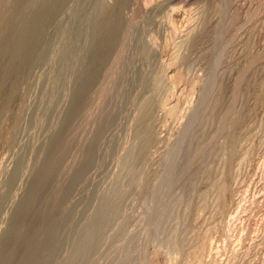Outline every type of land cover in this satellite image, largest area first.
I'll use <instances>...</instances> for the list:
<instances>
[{"label":"bare ground","instance_id":"obj_1","mask_svg":"<svg viewBox=\"0 0 264 264\" xmlns=\"http://www.w3.org/2000/svg\"><path fill=\"white\" fill-rule=\"evenodd\" d=\"M74 1H77V3H78V9L76 8V10L73 8V10H75V12L74 13H76L75 15L77 16V14H80L79 13V10H80V8H81V10H83L82 8H83V4L85 3L84 1L85 0H74ZM74 1H72V0H0V117L2 118V117H4L5 115L6 116H8L9 115V113H11V110H13V109H11V104L14 102V100L15 99H18L17 100V102L19 101V103L20 104H22V102H24V104H25V99H22L21 100V96L19 95V92H20V87L22 86V84H24L25 86L27 85L26 84V82L28 81V78H29V76L31 77V75H30V73L32 72V70H33V68L35 67V66H37V64L38 63H42V62H44V64L46 63V61L48 60V59H50V61H51V56H52V53H56V51H53L51 54H49V46H50V42L52 43V39L51 38H55V40L56 39H59V38H57L59 35H62V33H63V38H62V41H63V43L64 44H61V43H59V44H61V45H64V49H63V46H62V48L61 49H63V51H61V52H63L62 53V55H60L59 54V56H57L58 58L61 56V61H60V59L58 60L56 57H54L55 58V60L57 59L58 61V65H60L61 64V62H62V65H61V67L58 69V70H60V72L59 71H55V73H56V75H55V73H53V77H51V78H53V81L51 80V78L48 76L49 75V73L51 74V72L50 71H48V69H49V66H48V68H47V70L44 68V67H47V66H44L43 68L46 70V71H48L49 73H48V77L50 78L49 79V81H51V83L53 82V83H58V85L60 84L58 81H61L62 79H65V78H67V76H69L70 74H69V72H70V70H72V69H69V71L67 70L68 69V67H72L73 69H74V72H72V74H73V76L72 77H68V81H70L71 79H72V82H73V86H74V88H73V86L72 87H67L68 89H70L71 88V91L69 92V93H67L69 90L66 88V91L67 92H65V93H67L66 94V96L67 95H70V103L67 101V99H68V97H67V99H66V96H65V101H67L68 103H69V106L67 107L65 104L67 103H65V102H63V103H65L64 105H63V108L64 107H67V109H66V111H65V113H62L61 111V113L63 114H61L60 112L58 113V112H56L57 114L56 115H54V118L52 117V119L51 120H57V115H62V118H61V120L58 118V120L60 121V124H59V126H57L56 127V129H55V127L53 128V127H51L52 125H50V128L52 129H55V131L54 130H52L51 132H52V134L50 135V138H48L49 140L47 141V143H45L44 145H43V147L41 146L42 144H40V146L42 147L40 150H41V154H40V156H38V159L36 160V157H34L37 153H39V151L38 152H36V153H30L29 152V150H28V152L30 153V154H32V156H33V158H35V159H33L36 163H34V161H33V163L35 164H33L34 166H33V168L31 169V170H29V168L31 167V166H28V165H32L31 163H29L28 165H25V159H23V157H19L20 159L17 161V159H18V155L19 156H22V155H20V153H17L18 155L17 156H15V157H17V158H15L14 159V162L15 161H17L16 162V165L14 164V167H13V169H12V171L11 170H9V171H11L10 172V174L8 175L7 173H9V172H7L6 174H7V176H9L8 177V179H6V185H4L5 186V188L1 191L0 190V222H1V220H4V216H8V215H5L4 213H6V207L9 205L10 206V202H11V200L12 199H14L15 200V196H16V193L18 192V190H17V188L19 189V185H18V181L19 180H21V178L23 177V175H24V173H25V167H29V168H27V174H28V170L30 171V174H28V176H26V174H25V176L26 177H29L28 179H29V183H28V186L26 187V186H23V187H26V189H25V191L23 192V191H21L22 189H21V187H20V191H21V193L23 192V194L22 195H19L18 193H17V195H19V196H21L19 199H18V201L15 203V204H13V205H15L13 208H14V210L12 211V213H11V215L9 216L10 218L8 219V221H6L7 223L5 224V225H7V226H5L6 228L5 229H3L2 230V233H1V236H0V264H88V263H95V261H96V257L98 256L99 257V255H104L105 257H113L114 255H116L117 253H118V258H119V260L118 259H116V256H114L113 258H115L116 260H117V264H152V262H151V260H150V258H149V256H148V254L149 253H147L146 251H145V249L146 248H144V244L143 245H141L140 243H138V244H140L141 246H143L142 248H144V250L141 248V246L140 245H138L137 244V239L135 240L134 239V241L136 242V243H134L133 244V239H130L129 240V242H128V244L126 245V243L124 244V248H123V245H118L120 242H114L115 240H116V238L115 237H121V236H119L120 234H123V233H125L124 231H126L125 229L127 228V225H126V222H127V218L129 217L128 215V217L126 216V214H125V212H124V215L126 216V219L124 218V216L123 215H120V213H121V205H122V203H121V199L120 198H123L122 197V195H124L125 193H126V195H124V197L125 196H127L128 195V193L127 192H129L130 190H132L133 191V189H136V190H139L140 192H142V194H143V196L145 197L144 199L145 200H148V202H149V204L151 205V209L149 210V208H146V210L148 209L149 210V212H150V214L152 215L151 217H152V220L150 221L151 222V225L153 224V225H155V228L152 230V231H154V232H152V233H154L153 235H154V237L156 236H161V234H163L164 235V231L166 230V228H165V222H163V221H166V219H164V218H167V217H165V216H167L166 215V211L169 209L170 210V208H168V202H170L169 201V198H177V200H178V204L180 203L179 202V200H182L183 198H181V197H185V198H187V199H191L190 197L191 196H194L196 193H198L199 191H201L202 189L200 188L201 187V185H204L203 183H206V181H207V178H209L208 176L209 175H211V174H207V172H208V169L210 168L209 166H210V164H209V166H208V162H210L209 161V159H210V157L214 154V152H218V151H215V148H216V144L218 143L217 141V139H219V137H221L222 135V133L220 134V132H221V130L223 129V131H224V128H226V126H225V122H228V121H225V119H226V117L228 118V116H226L227 114H228V112L227 111H224V112H227V114L225 115L224 113H223V111H222V113L226 116H224V115H222V113H220L221 111L220 110H222V108L224 107V105H223V107L219 110L218 109V107H219V104H220V102L223 104L224 102H222V101H224L223 99L222 100H220L221 99V97L218 99V96L216 97L217 98V100H219V101H216L212 106L213 107H210L211 108V110H209V112H210V114H211V117H209V119L210 118H212L213 119V121H212V119H211V123H212V125H211V123H210V125L212 126L211 127V129H210V127H209V130H202V129H199L198 128V126L196 127V125L195 124H197V123H199L200 121H202L201 119L204 117V112L205 111H207V109H208V107H209V105H210V103H208L207 104V100L209 99V97H211L210 96V94H212V91L214 92V90H215V86H216V82H217V80H216V75H215V69L214 68H216L215 67V64L218 62V60L222 57V54H223V51L224 50H222L221 51V49H220V47H218L217 49V51H215L214 49H213V64L211 63V65L209 66V67H212L211 68V72H210V75H209V77H208V73L206 74L207 76V80H206V82L205 83H203V88H202V90L200 91L201 92V96H199L200 98H199V101L196 103V104H193L192 106L194 107V108H192L193 110L191 111V112H189V109L187 108L184 112H182V115H181V119H180V124H179V128H178V136L176 137V140H175V142H174V140H170V139H172V138H170V139H168V137L166 136L167 134H169V130L168 129H166V130H168L167 132L168 133H166L164 136H165V139L167 138L168 140H170V143L169 144H171L170 145V147L169 146H167V147H165L164 146V148H166L167 149V152H166V154L164 153L165 151H162L164 154H165V156H163V154L161 153V156H163V157H161L162 158V163H161V169H158V164L156 165V169H158V171H156V169H153V170H155V173H154V175H152V173L151 172H149V171H147V173L144 171V167H145V163H147L148 164V161L150 160L149 158H150V156H153V155H155V154H153L152 155V151L154 152L155 150H153V148H152V146H155L156 144H158V145H162L163 143H160V141L162 142V141H164L165 139H164V137L163 136H161V135H163V134H159V132L161 131L160 129H159V132H158V127H160V126H157L156 125V122L155 121H157L159 118L158 117H156L157 119L154 121L155 122V125L157 126V127H155V126H153V118H155V115H156V113L158 112V111H156V110H162V112H164L163 111V109L164 110H168L169 111V109H171L170 108V106H168L169 108H167V106L165 105L167 102H169L170 101V99L168 98V96L166 97V93L168 94V91H167V88L168 87H170L171 85H172V81H170V76H167V73H168V71H167V68H169V66L168 67H166L164 64V61L162 60V58L160 59V57L158 58V50L157 49H159L160 47L159 46H157V48H155L154 47V45H153V42L151 43V40L149 39V37H148V35H147V37L145 36H143L144 34H142V31L144 32V31H146V30H142V31H139V32H141V34L140 35H137L138 34V32H136V35H134L135 34V32H133V31H136V30H134L135 28H133V31H132V26L135 24V23H132V20H131V17L130 16H128L127 15V12L126 11H128V9H130V8H128V5H129V1L128 0H113V2H112V0H111V2L110 1H108V0H92L91 1V3L92 4H94L92 7H91V9H93L92 10V12H91V10H90V14L88 13V16L86 15V17L88 18H90V25L88 26V29H87V31H85V33L83 34L82 33V35L81 34H79V37L78 38H75V37H73V36H71V31H70V28L67 30V32H68V34H67V32H66V30L64 31V28H66V27H68L69 25L66 23V25H68V26H66V27H64L63 28V30H62V28H60L61 30H60V32H58L59 34H58V36L57 37H55V35L53 36V37H51V34H50V30H52V29H50L52 26H54L55 24L56 25H58L57 23L59 22V17H60V15L64 12V10L66 9V7L68 6V4L71 2H74ZM86 1H88V0H86ZM90 1V0H89ZM224 1V0H223ZM222 1V2H223ZM175 2V1H174ZM177 2V1H176ZM186 2V1H185ZM234 2V1H233ZM70 3V4H71ZM75 3V2H74ZM73 3V4H74ZM166 3H167V1H166ZM189 3V2H188ZM86 4V3H85ZM133 4V3H132ZM169 4V3H168ZM167 4V5H168ZM176 4V3H175ZM179 4V3H178ZM185 4V3H184ZM229 4V3H228ZM75 5H76V3H75ZM90 5V4H89ZM166 5V4H165ZM164 5V6H165ZM172 5H174V4H172ZM171 5V6H172ZM187 5V4H186ZM217 5V4H216ZM223 5V4H222ZM74 5H72V6H68L69 8H71V7H73ZM130 6V5H129ZM169 6V5H168ZM206 6V5H205ZM219 6H220V4H219ZM219 6H217L218 8H220ZM224 6V5H223ZM225 6H226V4H225ZM224 6V7H225ZM75 7V6H74ZM86 7V6H85ZM173 7V9L175 8L174 6H172ZM181 7V6H180ZM213 7V6H212ZM221 8V10H223V11H220V12H224V9L225 8ZM126 8H128V9H126ZM134 8V7H133ZM163 8V7H162ZM165 8L167 9V7L165 6ZM170 8V7H169ZM89 9V8H88ZM87 8H86V10H88ZM142 9H144V8H142ZM164 9V8H163ZM162 9V10H163ZM171 9L172 8H170V11H171ZM227 9H229V8H227ZM68 10V9H67ZM72 10V9H71ZM71 10H70V12H71ZM78 10V13L76 12ZM85 9L83 10V11H86ZM137 10V9H136ZM139 10H141V9H139ZM165 10V9H164ZM169 10V9H168ZM168 10H167V12H168ZM213 10V9H212ZM69 11V10H68ZM67 11V12H68ZM86 12H89V11H86ZM129 12V11H128ZM131 12V11H130ZM152 12V11H151ZM173 12V11H172ZM175 12V11H174ZM217 12H219L218 10H217ZM219 12V13H220ZM65 13H66V11H65ZM63 14L62 15V17L63 16H67V14ZM218 13V14H219ZM155 14V13H154ZM205 14H206V12H205ZM217 14V13H216ZM228 14V13H227ZM70 14H68V16H69ZM74 15V14H73ZM75 15H74V17L72 16V18H76L75 17ZM81 15V14H80ZM83 15V14H82ZM85 15V14H84ZM83 15V16H84ZM129 15H130V13H129ZM201 15V14H200ZM71 16V15H70ZM135 16H136V14H135ZM222 16H223V13H222ZM78 17V16H77ZM204 17V16H203ZM79 18V17H78ZM83 18H85V16L84 17H82V19ZM86 18V19H87ZM88 18V19H89ZM135 18V17H134ZM61 19H63V18H60V20ZM82 19L80 18V22L78 21V20H76V22L78 21V23H84V22H82ZM154 19V18H153ZM153 19H151L152 21H153ZM158 19V18H157ZM156 19V20H157ZM205 19V18H204ZM203 19V20H204ZM69 20V19H68ZM73 20V19H72ZM71 20V21H72ZM74 20V21H75ZM85 20V19H84ZM137 20V19H136ZM142 20V19H141ZM155 20V19H154ZM86 21V20H85ZM89 21V20H88ZM149 21V20H148ZM159 21V20H158ZM168 21V20H167ZM206 21L208 22V21H210V20H207L206 19ZM61 22V21H60ZM63 22V25H64V23H65V21H62ZM66 22H68V21H66ZM134 22V21H133ZM138 22V21H137ZM140 22H142L143 23V21H140ZM161 22V21H160ZM170 22V21H169ZM203 22V21H202ZM69 23H70V21H69ZM73 23V22H72ZM75 23V22H74ZM86 23L87 22H85V25H86ZM141 23V26L142 25H144V24H142ZM156 23V22H155ZM171 23V22H170ZM206 23V22H205ZM204 23V24H205ZM166 24V23H165ZM172 24H173V22H172ZM203 24V25H204ZM208 23H206V25H207ZM55 25V26H56ZM61 25V24H60ZM72 25V24H71ZM73 25H75V24H73ZM79 24H77V26H78ZM83 25L84 24H82V26H81V24H80V26L83 28ZM137 25V24H136ZM155 25V24H154ZM192 25V24H191ZM65 26V25H64ZM139 26V25H138ZM168 26V25H167ZM170 26V25H169ZM174 26V25H173ZM173 26H171V27H173ZM177 26V25H176ZM194 26V25H193ZM199 26H202V25H199ZM199 26H197V28H201V27H199ZM205 26V25H204ZM57 27V26H56ZM62 27V26H61ZM135 27H137V26H135ZM164 27V26H163ZM166 27V26H165ZM170 27V28H171ZM195 27V26H194ZM194 27H191V28H193L192 30L194 31L193 33H195L196 31H195V29H194ZM206 27V26H205ZM55 28V27H54ZM53 28V29H54ZM73 28H74V31H75V29L77 30V28H76V26L74 27L73 26ZM72 27H71V30L73 29ZM139 29H140V27H138ZM142 28V27H141ZM143 28H144V26H143ZM170 28H167V29H170ZM191 28H190V31H191ZM219 28H221V27H219ZM58 28H56L55 30H57ZM146 29V28H145ZM202 29V28H201ZM205 28L203 27V30H204ZM208 29V28H207ZM59 30V29H58ZM57 30V31H58ZM81 30V29H80ZM77 30L78 31V33H81V31H83L84 32V30H85V28L83 29V30ZM157 30V29H156ZM172 30H175V27H174V29H172ZM198 30V29H197ZM209 30V29H208ZM64 31V32H63ZM80 31V32H79ZM138 31V30H137ZM188 31V30H187ZM186 31V33H188V34H190L189 32H187ZM199 31H200V29H199ZM218 31H219V29H218ZM221 31H222V29H221ZM73 32V31H72ZM192 32V31H191ZM198 32V31H197ZM56 33V32H55ZM54 32H53V34H55ZM77 33V32H76ZM75 33V34H76ZM77 33V34H78ZM148 33V32H147ZM146 33V34H147ZM185 33V34H186ZM200 33V32H199ZM198 33V34H199ZM207 33V32H206ZM219 33V32H218ZM217 33V34H218ZM187 34V35H188ZM204 34V33H203ZM73 35H74V33H73ZM81 35V36H80ZM168 35V34H167ZM186 35V36H187ZM191 35H192V33H191ZM191 35H188L189 37L191 36ZM197 35V34H196ZM200 35H201V33H200ZM216 35V34H215ZM219 35V34H218ZM207 36V35H206ZM73 37V40H71V38ZM77 37V36H76ZM166 37V36H165ZM171 37V36H170ZM185 37V36H184ZM183 37V38H184ZM189 37H187V41L189 40L188 38ZM192 37V36H191ZM196 36H194V39H197V38H195ZM198 37H201V36H199L198 35ZM213 37H214V35H213ZM215 38V37H214ZM80 39H82V42L84 41L85 42V48L83 47V45H79V46H82L84 49H86L85 50V52L83 51V52H80V49H83V48H80L77 44L78 43H80L79 42V40ZM185 40H186V37L184 38ZM199 39V38H198ZM205 39V38H204ZM216 39H218V36L216 37ZM54 40V41H55ZM60 40V39H59ZM53 41V43H55L54 45H56V43H57V41L58 40H56L55 42ZM62 41H60V42H62ZM81 41V40H80ZM182 41H183V39H182ZM186 41V42H187ZM193 41H196V40H193ZM192 41V42H193ZM218 41H220V39H218ZM81 42V43H82ZM83 42V43H84ZM189 43L191 42V41H188ZM202 42H204L203 40H202ZM207 42V41H206ZM180 43V42H179ZM182 44L184 43V41L183 42H181ZM188 43V44H189ZM216 43H217V41H216ZM220 43V42H219ZM130 44V47L129 48H131V46H135V48H136V55H139V54H137V50L139 51L138 53H140V55H142L141 57H140V59L143 61V56H144V58H146L148 61L146 62V61H144L145 63H148L149 62V67H150V63L152 64L154 61H157V65L155 66V63H153V67L151 68L152 69V71L150 70L149 72H146V70L145 69H143L147 64H145V66H144V63H142L141 61V63L143 64V68H140V71H139V69H138V75L135 73V70H137V69H135L134 70V73H135V79L136 80H131V81H134L135 83H134V86L136 85V86H138L137 87V90H134V91H136V93H135V95H133V96H130V95H132L133 94V92L131 93V94H129L128 93V91L129 90H132L131 88L128 90V91H126V90H124L125 88H123V87H121L122 85H121V83H120V87L121 88H119V87H117V88H119V89H121L122 90V88H123V90L124 91H120V90H118L120 93H118V95L119 94H121L122 96V98H123V96L124 97H127V96H129V97H131V100L134 102V105L136 104L137 105V112H135V113H137L136 114V116H135V121L134 122H131L130 121V123H137V127L138 128H140V129H143V131L141 132V134H142V136L140 137L142 140H141V142L140 143H138V145H137V143L136 144H134V146L133 145H131L132 144V141L133 140H135V139H133L132 140V138L130 137V139L132 140V141H130L131 142V146H133L134 148H132V147H130L129 145V148H128V146H127V148H128V150L130 151V154H129V152H128V154H129V156H127L126 154H127V152L126 151H128V150H126V146L125 145H127V144H125L124 145V147H123V143H124V141L122 140L125 136L124 135H122V136H124V137H122V139L121 140H119V139H117L116 137H114L116 140H119V141H123V143H121V142H117L116 140V142L117 143H119V148H121L122 149V147H123V149L125 148V152H126V158H128L129 159V157H130V160H131V165L132 166H134V167H131V166H129V167H131V168H135L136 167V171H137V168H139L140 167V172H139V175H133L132 176V178H130L131 179V181L130 180H128V182H130V185L127 187V185L129 184H127L125 187H127L126 189H123V188H116L117 190H116V196H110V195H107V194H102V195H100L99 196V193H100V191L98 192V195H97V197H99V201H98V204L96 203V205H97V208L95 209V211H94V213L93 214H91L90 213V215H88L87 214V212H89L88 210H90V208H94L93 206L92 207H88L89 209L87 210V212H85L86 213V215H85V213H84V210H83V213H84V215L83 214H81L82 213V211H79L78 209H79V207H77V205L79 206V204L78 203H80V202H78L77 201V199H76V201L78 202H76L77 203V205H76V203H75V200L73 199L74 197H75V195L76 194H74V193H77L78 191H76V190H79L80 189V191H82L81 189H84V188H81L82 187V184L81 183H84V182H86L87 180L89 181V177H88V172H89V170L92 168V167H94L93 166V164L95 163V159L98 161V159L97 158H95L96 157V154H97V150H101V149H99V146H98V142H100V141H102V140H100V137L102 136V138H104L103 137V135L105 136V134H103V132H104V130H106V128L107 127H109V125H111L110 124V122L113 120L112 118H113V115H117V113L116 114H114V108L116 107H114L113 108V110L114 111H110V113H108V111H107V108L108 107H106L105 109H106V111H107V113L108 114H106V112L104 111L105 109L103 108V106H109V105H104V104H100V105H103V106H101L102 107V109H100V110H102V112H105V116H104V113H102L103 115L101 116L102 118L98 121V117L97 116H95V119H96V117L98 118L97 120H96V122L98 121L99 122V125H98V128L97 129H95V132L93 133L92 132V134H90V136L88 135H82L81 134V136H87L88 137V139L84 142L83 140V142L84 143H81V140L80 139H83V138H80L79 136V129H81L80 127H82L83 125L82 124H84L83 122H85V120L88 118V117H90V110H91V108H92V105H93V103L95 102V103H97L96 101H97V99L98 100H100L101 101V98H99V97H101L103 94H105V93H109L110 92V95H112L111 94V91H112V88H114V87H116V86H118V82L120 81V80H118V82L114 79V77H112V74H114V69H115V65H116V68H117V64L120 62L121 64H122V66H121V64L119 63L118 65H120L122 68L121 69H123V70H121L120 71V73H122L123 74V72L125 73V75L127 76L128 75V72H127V70L129 69L130 70V68L131 67H133L134 65H133V63L135 64L136 62H137V65H138V61L136 60V62H134V60H133V57H135V55L132 57V55H130L131 54V52L132 51H130L129 53V55H128V53H126V56H125V54H124V56L125 57H122L121 55H123V53H122V50H124V47L125 46H127V45H129ZM155 44V43H154ZM185 44V43H184ZM184 44H183V46H184ZM192 44V43H191ZM53 45V44H52ZM53 45V46H54ZM58 45V44H57ZM57 45L56 46H54L55 48H57ZM76 45L80 48H78V47H76ZM155 45H158V44H155ZM181 45V44H180ZM196 46H197V44H195ZM194 45V46H195ZM200 45V44H199ZM216 45V44H215ZM58 46H60V45H58ZM189 46V45H188ZM191 46H193V44L191 45ZM191 46H189V47H185L186 48V50H189V49H187V48H190ZM193 46V47H194ZM217 46V45H216ZM219 46V45H218ZM51 47V46H50ZM53 47V48H54ZM182 48V46H179V48ZM201 47V46H200ZM209 47V46H208ZM52 48V47H51ZM55 48L53 49V50H55ZM125 48H127V47H125ZM128 48V49H129ZM134 48V49H135ZM176 48V47H175ZM195 48V47H194ZM194 48H192V49H194ZM216 48V47H215ZM61 49H59L58 48V50H61ZM79 49V50H78ZM83 49V50H84ZM131 49H133V47L131 48ZM191 49V50H192ZM51 50V49H50ZM179 50V49H178ZM186 50H184V51H186ZM125 51L126 50H124V53H125ZM163 51V50H162ZM177 50L175 49V52H176ZM194 51V50H193ZM60 52V53H61ZM189 52H190V50H189ZM189 52L187 53H184V54H186L185 56H183L182 54H180L181 56H183V59H186V56L189 54ZM196 52H197V50H196ZM204 52H206V51H204ZM225 52V51H224ZM253 52V51H252ZM251 52V53H252ZM58 53V52H57ZM132 53H134V52H132ZM190 53H192V52H190ZM202 53V52H201ZM161 54V53H160ZM176 54V57L178 56V57H180L181 58V56L178 54V53H175ZM175 54L174 53H172V55H174V56H172V55H170V56H172V57H174L173 59H177V58H175ZM194 54V53H193ZM207 54V53H206ZM258 54V53H257ZM51 55V56H50ZM55 55V54H54ZM152 55H154V56H152ZM163 55V54H162ZM161 55V56H162ZM190 55V54H189ZM204 55V54H203ZM211 55V54H210ZM224 55V54H223ZM50 56V57H49ZM160 56V55H159ZM205 56V55H204ZM138 57V56H137ZM152 57H155V59L156 60H154V58H152ZM190 57V56H189ZM189 57H187V58H189ZM199 57V56H198ZM201 57H202V55H201ZM211 57H212V55H211ZM211 57L209 58V59H211ZM54 58H53V60H54ZM180 58H179V61H181L180 60ZM194 58V57H193ZM192 58V59H193ZM223 58V57H222ZM135 59H136V57H135ZM138 59V58H137ZM166 59V58H165ZM170 59H171V57H170ZM182 59V58H181ZM183 59H182V62H183ZM161 60L163 61V62H161ZM172 60V59H171ZM197 60V59H196ZM212 60V59H211ZM224 60V59H223ZM222 60V61H223ZM49 61V62H50ZM119 61V62H118ZM153 61V62H152ZM168 61H170V60H168ZM174 61H175V63H177L176 62V60H173L172 62L174 63ZM187 61H195V59L194 60H191V59H188V60H185V62L184 63H186ZM48 62V63H49ZM54 62V61H53ZM56 62V61H55ZM56 62V63H57ZM118 62V63H117ZM140 62H139V64H140ZM255 62V61H254ZM56 63H54L55 65V67H58V65H56ZM60 63V64H59ZM164 63V64H163ZM168 63H171V62H168ZM191 63V62H190ZM208 63V62H207ZM222 63V62H221ZM47 64V63H46ZM45 64V65H46ZM50 64H52V66H53V63H52V61H51V63ZM50 64H48V65H50ZM177 64H181L180 62L179 63H177ZM183 64V63H182ZM193 64V63H192ZM246 64V63H245ZM170 65V64H169ZM172 65V64H171ZM174 65V64H173ZM184 65V67H185V65L186 64H183ZM182 65V66H183ZM190 66H191V64H189ZM194 65H195V63H194ZM216 65H218V63L216 64ZM51 66V65H50ZM53 66V67H54ZM140 66V65H139ZM142 66V65H141ZM140 66V67H141ZM186 66H188V65H186ZM54 67V68H55ZM136 67V66H135ZM149 67H147L148 69H149ZM172 67V66H171ZM183 67V68H184ZM194 67V66H193ZM192 67V68H193ZM205 67V66H204ZM203 67V68H204ZM242 67V66H241ZM137 68H139L138 66H137ZM146 68V69H147ZM179 68H180V66H179ZM188 68H189V66H188ZM55 69H57V68H55ZM55 69H53V70H55ZM132 69V71H130V72H133V69L134 68H131ZM197 69V68H196ZM210 69V68H209ZM209 69H208V72H209ZM44 70V71H45ZM50 70H52V68H50ZM64 70L66 71L67 70V72H68V75L66 76V77H64L63 78V76H65V75H63L64 73H66V72H64ZM117 71H118V68L116 69ZM119 70H120V68H119ZM180 70H182V69H179V72H180ZM185 70V69H184ZM187 70V69H186ZM219 70V69H218ZM229 70V69H228ZM263 70V69H262ZM43 71V72H44ZM195 71V70H194ZM193 71V72H194ZM206 71V70H205ZM57 72L59 73V74H57ZM64 72V73H63ZM126 72H127V74H126ZM196 72H197V70L195 71V74H196ZM63 73V74H62ZM191 73V72H190ZM217 73V72H216ZM223 73H225V72H223ZM35 74H36V72H35ZM42 74H44V73H42ZM62 74V75H61ZM118 74H119V72H118ZM121 74V75H122ZM169 74V73H168ZM185 74V73H184ZM200 74V73H199ZM222 74V73H221ZM237 74V73H236ZM246 74V73H245ZM260 74V73H259ZM258 74V75H259ZM33 75H34V73H33ZM45 75H46V73H45ZM44 75V76H45ZM124 75V76H125ZM132 74H129V77L131 76ZM134 75V74H133ZM136 75L138 76V77H136ZM198 75V74H197ZM256 75V74H255ZM45 77V80H48L47 78L48 77ZM51 76V75H50ZM114 76H116V74H114ZM117 76H119V75H117ZM116 76V77H117ZM124 76H119L120 77V79H122ZM180 76L181 77H183V74H179V79H180ZM192 76V75H191ZM236 76V75H235ZM240 76V75H239ZM41 77V76H40ZM61 77H62V79H61ZM109 77H112L114 80H112V81H114V82H112L111 81V83H109V84H112V87L111 86H107V80L108 79H110ZM122 77V78H121ZM129 77L127 76V78L129 79ZM132 77V76H131ZM241 77V76H240ZM42 78L43 77H41V82H42ZM111 78V79H112ZM134 78V77H133ZM238 78V77H237ZM30 79V78H29ZM110 79V80H111ZM124 79V78H123ZM127 79V80H128ZM131 79V78H130ZM220 79H222V78H220ZM242 79V78H241ZM45 80H43L44 82H45ZM109 80V81H110ZM177 80V79H176ZM33 81V80H32ZM37 81H39V78H38V80ZM68 81H66V82H68ZM125 81V80H124ZM186 81V80H185ZM204 81H205V79H204ZM223 81V80H222ZM235 81V80H234ZM239 81V80H238ZM255 81V80H254ZM30 83H31V81H29ZM44 82H42V83H44ZM62 82H63V80H62ZM61 82V83H62ZM65 82V81H64ZM121 82H122V80H121ZM126 82H128V81H126ZM130 82V81H129ZM128 82V83H129ZM194 82V81H193ZM227 82V81H226ZM233 82V81H232ZM241 82V81H240ZM259 82V81H258ZM48 83V84H47ZM51 83H49L48 81H46V83L45 84H47V85H50ZM123 83V82H122ZM127 83V84H128ZM175 83H177V81L176 82H174V84ZM187 83V82H186ZM190 83V82H189ZM239 83V82H238ZM71 84V83H70ZM129 84H131V83H129ZM128 84V85H129ZM202 84V83H201ZM29 85V84H28ZM37 85V84H36ZM44 85V84H43ZM53 85V84H52ZM58 85H56V86H58ZM62 85V84H61ZM64 85H68V84H63V86ZM72 85V84H71ZM127 85V86H128ZM196 85V84H195ZM232 85H233V83H232ZM30 87H32L31 85H29ZM29 86H26V88L27 87H29ZM34 86H35V83H34ZM39 86V88H40V85H38ZM55 86V87H56ZM63 86H61V87H63ZM125 86V85H124ZM126 86V87H127ZM132 86V85H131ZM133 86V87H134ZM135 86V87H136ZM175 86L177 87L178 85H176L175 84ZM174 86V87H175ZM227 86V85H226ZM236 86V85H235ZM240 86V85H239ZM36 87V86H35ZM51 88L53 87V86H50ZM60 86H58L57 87V91H58V88H59ZM129 87V86H128ZM127 87V88H128ZM172 87V86H171ZM174 87H173V90H171V88H170V93L169 94H171V92H172V94H173V91H174ZM176 87H175V89H176ZM222 87V86H221ZM229 87V86H228ZM228 87L226 88V90L228 89ZM233 87V86H232ZM231 87V88H232ZM34 88V87H33ZM36 88H38V87H36ZM43 88H46V85H45V87H42V89ZM47 88H49V86L47 87ZM46 88V89H47ZM51 88H49V90H48V93H50L49 91L51 90ZM64 88V87H63ZM63 88H61V90L63 89ZM126 88V89H127ZM218 88V87H217ZM230 88V89H231ZM245 88H247V87H245ZM23 89V88H22ZM29 89V88H28ZM42 89L40 88V89H38L39 90V92H40V90L42 91ZM72 89H73V91H72ZM116 89V88H115ZM115 89H113V91L115 90ZM165 89H166V91L167 92H165ZM214 89V90H213ZM222 89V88H221ZM37 89H35L34 90V92H35V94L37 95V91H36ZM54 90V88H52V90L51 91H53ZM56 90V89H55ZM60 90V88H59V93L57 92V91H55V95H56V98L58 97V95L56 94V92L58 93V94H62L61 96H63L64 97V89L62 90L63 91V93L62 92H60L61 91ZM117 90V89H116ZM177 90V89H176ZM192 90H194V86H193V89ZM225 90V89H224ZM232 90V89H231ZM249 90V89H248ZM22 91V90H21ZM29 91V90H28ZM31 91V90H30ZM29 91V92H30ZM44 91V90H43ZM117 91V92H118ZM148 91V92H147ZM216 91V90H215ZM219 91H220V89H219ZM230 91V90H229ZM235 91V90H234ZM237 91V90H236ZM25 92H27V89H26V91H24L23 92V94L21 93V95H23V97H24V93ZM29 92H27V93H29ZM34 92L32 93V94H34ZM45 92V91H44ZM43 92V93H44ZM117 92H116V95H117ZM193 92L194 91H192V93H190L189 95H192L193 94ZM221 92V91H220ZM226 92V91H225ZM42 93V92H41ZM41 93H38V95H37V97L40 95L41 96ZM46 93H47V91H46ZM112 93H114V92H112ZM216 93V92H215ZM257 93V92H256ZM32 94H30L31 96H33ZM35 94H34V96H35ZM51 95L53 94V93H50ZM168 94V95H169ZM188 94V93H187ZM214 94V93H213ZM224 94V93H223ZM226 94V93H225ZM260 94V93H259ZM19 95V96H18ZM26 95V94H25ZM29 94H27V96H28ZM43 95H45V93L43 94ZM41 96V97H43L42 99H44V97L45 96ZM54 95V94H53ZM59 95V96H60ZM188 95V96H189ZM218 95H219V93H218ZM231 95V94H230ZM234 95V94H233ZM255 95H257V94H255ZM255 95H254V97H255ZM33 96V98H35ZM46 96L48 97L49 96V98H50V95H48V94H46ZM60 96V97H61ZM108 96H109V94H108ZM112 96H115V95H112ZM111 96V98H113L114 100H115V98L114 97H112ZM171 96V95H170ZM173 96V95H172ZM171 96V97H172ZM195 95H193V97H194ZM214 96V95H213ZM212 96V97H213ZM239 96V95H238ZM41 97H40V99H41ZM46 97V98H47ZM63 97L61 98V99H63ZM105 97H106V95H105ZM118 97V96H117ZM116 97V98H117ZM120 97V96H119ZM119 97H118V99H119ZM120 97V98H121ZM128 97V98H129ZM193 97H192V99H193ZM223 97V96H222ZM121 98V99H122ZM167 98V99H166ZM174 98V97H173ZM187 98H189V97H187ZM227 98V97H226ZM225 98V99H226ZM259 98V97H258ZM28 99H30L29 97H28ZM28 99L26 100V101H28ZM53 99H55V98H53ZM60 99V98H59ZM109 99V98H108ZM125 99V98H124ZM168 99H169V101H168ZM183 99V98H182ZM191 99V98H190ZM211 99V98H210ZM233 99H234V97H233ZM232 99V100H233ZM257 99V98H256ZM32 100H34V99H30L29 101L31 102ZM45 100V99H44ZM47 100H48V98H47ZM47 100H45V101H47ZM50 100H52V96H51V98H50ZM63 100V101H64ZM107 100V99H106ZM105 100V101H106ZM113 100V101H114ZM120 100V99H119ZM119 100H117V101H119ZM127 100V99H126ZM130 100V99H129ZM167 100V102H165ZM176 100V99H175ZM211 100H213V99H211ZM211 100H210V102H211ZM232 100H230V101H232ZM38 101H39V99H38ZM43 101V100H42ZM44 101V102H45ZM57 101V103H58V100H56ZM55 101V102H56ZM100 101L98 102V103H100ZM111 101V100H110ZM116 101V102H117ZM121 101H123V99L121 100ZM174 101V100H173ZM238 101V100H237ZM253 101V100H252ZM261 101V100H260ZM41 102V101H40ZM43 102V103H44ZM47 102H49V101H47ZM52 102H54V100L52 101ZM51 102V103H52ZM60 102H62V101H60ZM59 102V103H60ZM129 102V101H128ZM176 102V101H175ZM179 101H177V103H178ZM186 102V101H185ZM226 102V101H225ZM18 103V104H19ZM34 103H35V101H34ZM42 103V104H43ZM67 103V104H68ZM94 103V104H95ZM103 103H105V102H103ZM108 103V102H107ZM113 104L115 103V102H112ZM122 103V102H121ZM121 103L120 104H118V103H115L117 106L118 105H121ZM123 103L124 104H126V105H128L129 103H125L124 101H123ZM123 103H122V107H123ZM132 103V102H131ZM170 103V102H169ZM213 103V102H212ZM26 104H27V102H26ZM30 104V103H29ZM31 104H32V102H31ZM46 104V103H45ZM45 104H44V106H45ZM50 106H52L53 107V103H52V105L50 104V103H48ZM55 104V106H57L58 107V104H56V103H54ZM106 104V103H105ZM108 104H110V103H108ZM114 104V105H115ZM133 104V103H132ZM132 104H129L128 106H130V107H132ZM227 104V103H226ZM249 104V103H248ZM15 105V104H14ZM17 105V104H16ZM15 105V106H16ZM34 105V104H33ZM32 105V106H33ZM35 105H37V103L35 104ZM40 105H41V103L39 104V107H37V108H40ZM49 105H47L48 107H49ZM60 105V107L62 108V104H59ZM96 105V104H95ZM113 105V106H114ZM125 105V106H126ZM133 105V106H134ZM230 105V104H229ZM234 105H235V103H234ZM22 106V105H21ZM20 106V107H21ZM24 106H26V105H24ZM29 107H30V105H28ZM27 106V107H28ZM31 106V107H32ZM42 106V105H41ZM46 106V107H47ZM112 106V105H111ZM110 106V107H111ZM112 106V107H113ZM127 106V107H128ZM178 106H179V104H177V107H176V109H178ZM232 106V105H231ZM236 106V105H235ZM255 106V105H254ZM26 107V108H27ZM35 107V106H34ZM34 107L32 108V110H34ZM47 107V108H48ZM93 107H95V106H93ZM97 107V106H96ZM100 107V106H99ZM111 107V108H112ZM129 107V108H130ZM183 107V106H182ZM226 107V106H225ZM25 108V107H24ZM41 108H43V107H41ZM40 108V109H41ZM54 108V107H53ZM53 108H51V109H53ZM56 108V107H55ZM63 108H62V110H63ZM128 108V109H129ZM133 108V107H132ZM135 108V107H134ZM133 108V109H134ZM231 108H233V106L231 107ZM230 108V109H231ZM18 109H19V107H18ZM29 109H31V108H28V110ZM58 109V108H57ZM56 109V110H57ZM60 109V108H59ZM65 109V108H64ZM93 109V108H92ZM104 109V110H103ZM229 109V110H230ZM242 109V108H241ZM23 111V106L21 107V109H20V111ZM28 110H26L25 109V111H28ZM32 110H31V112H32ZM37 110V109H36ZM36 110L34 111L35 112V114H37L38 113V118L40 117V115L39 114H41L40 112H42V110H44V108L40 111L39 109H38V111H37V113H36ZM49 110H50V107H49ZM56 110H54L53 109V111H56ZM95 110H98L97 108L95 109ZM108 110H109V108H108ZM116 110H118L117 108H116ZM121 110L123 111V109L121 108ZM121 110H119V111H121ZM125 110V109H124ZM131 110V109H130ZM130 110H129V112H130ZM172 110V109H171ZM224 110H225V108H224ZM235 110V109H234ZM240 110V109H239ZM16 112L14 113V111H12L13 112V117H14V119H13V122L14 123H11V125H13L14 127L12 128V130H10V128H9V131H8V134H7V131L4 133V136L7 138V140H8V142L7 143H11L12 141H13V139H14V137H15V132L17 131V130H19V125L17 126V123H19L20 124V121H21V117H23L22 115H21V117H19V114H20V112L18 113V111L17 110H15ZM40 111V112H39ZM45 111H47L48 112V110L46 109ZM44 111V115L43 116H46L47 117V115H46V113L47 112H45ZM51 111L52 110H50V113H51ZM93 111V110H92ZM126 111H127V108H126ZM126 111H125V113H123L124 114V116H128L127 114H129V113H127L126 114ZM231 111V110H230ZM248 111V110H247ZM260 111V110H259ZM93 112H95V111H93ZM92 112V113H93ZM97 112L98 111H96V115H98V114H100L99 112H98V114H97ZM162 112L160 113V114H158V115H161L162 114ZM171 112V111H170ZM174 112V111H173ZM27 113V112H26ZM25 113V114H26ZM132 114H131V117H132V115H133V113L134 112H131ZM167 114L169 113V112H166ZM165 112H164V116L166 117V114ZM230 113V112H229ZM242 113V112H241ZM250 113V112H249ZM21 114H22V112H21ZM30 115L32 114V113H29ZM29 114H26V115H29ZM95 114V113H94ZM120 114V113H119ZM209 114V115H210ZM236 114V113H235ZM11 115H12V113H11ZM29 115V116H30ZM59 115V116H60ZM121 115H122V113H121ZM130 115V114H129ZM162 115V116H163ZM175 115H177V112H176V110H175ZM243 115V114H242ZM5 116V117H6ZM10 116V115H9ZM33 116H34V113H33ZM33 116H32V118H33ZM36 116V115H35ZM49 116V115H48ZM57 116V117H56ZM94 116L92 115V117H93V119H94ZM99 116V117H100ZM161 116V117H162ZM163 116V117H164ZM169 116H170V113H169ZM208 115H206V117H207ZM233 116V115H232ZM18 117H19V119H20V121L18 122L17 120H18ZM56 117V118H55ZM117 117V116H116ZM130 117V118H131ZM162 117V120L161 121H163V118ZM174 117H176V116H174ZM225 117V118H224ZM244 117H245V115H244ZM1 118H0V130H2V128H1V126H3L2 125V120H1ZM28 118V117H27ZM45 118V117H44ZM121 118V117H120ZM125 118V117H124ZM167 118V117H166ZM208 118V117H207ZM241 118V117H240ZM3 119V118H2ZM23 119H25L24 117H23ZM22 119V120H23ZM35 119H37V117L36 118H34V120ZM40 119H43L42 118V116L40 117ZM40 119H38L39 121H40ZM47 119V118H46ZM49 119V118H48ZM47 119V120H48ZM116 119V118H115ZM126 119V118H125ZM125 119H124V121H125ZM176 119V118H175ZM174 119V120H175ZM208 119V120H209ZM233 119V118H232ZM231 119V120H232ZM6 120V119H5ZM5 120H3V121H5ZM11 120V119H10ZM31 120V121H30ZM30 120L28 119V121H30L29 123H31V122H33L32 120L33 119H31V117H30ZM50 120V121H51ZM88 120V119H87ZM86 120V121H87ZM117 120H119V118L117 119ZM121 120H123V119H121ZM128 120V119H127ZM172 120V119H171ZM236 120H237V117H236ZM241 120V119H240ZM24 121V120H23ZM27 121V120H26ZM39 121H38V126H39V124H41V123H39ZM42 121V120H41ZM46 121V120H45ZM50 121L48 120V122L50 123ZM53 121V122H54ZM89 121H91V120H89ZM95 121V120H94ZM114 121H116V120H114ZM114 121H113V123H114ZM164 121H165V119H164ZM173 121V120H172ZM203 121H204V119H203ZM205 121H207V120H205ZM6 122V121H5ZM8 122V121H7ZM35 123H37V120L36 121H34ZM47 122V123H48ZM88 122V121H87ZM125 122H127V124H130V123H128V121H125ZM158 122V121H157ZM229 122H231V121H229ZM236 122V121H235ZM243 122V121H242ZM9 123V124H10ZM22 123V122H21ZM34 123V124H35ZM90 123V122H89ZM91 123H92V125H94L93 124V121H91ZM120 123H121V121H120ZM119 123V124H120ZM135 123V124H136ZM161 123V122H160ZM164 123V122H163ZM172 123V122H171ZM174 123V122H173ZM201 123V122H200ZM207 123H209V122H207ZM206 123V124H207ZM234 123V122H233ZM249 123V122H248ZM262 123V122H261ZM24 124V123H23ZM27 124H28V122H27ZM56 123H54V125H55ZM87 124V123H86ZM98 124V123H97ZM124 124V123H123ZM158 124H159V122H158ZM169 124V123H168ZM202 124V123H201ZM203 124H204V122H203ZM236 124V123H235ZM252 124V123H251ZM22 125V124H21ZM29 125V124H28ZM32 125V124H31ZM36 125V126H37ZM42 125V124H41ZM45 125V124H44ZM57 125V124H56ZM55 125V126H56ZM82 125V126H81ZM114 125V124H113ZM126 125V124H125ZM131 125V124H130ZM130 125H128V126H130ZM164 125V124H163ZM163 125H162V127H163ZM167 125V124H166ZM198 125V124H197ZM227 125H228V123H227ZM230 125V124H229ZM228 125V126H229ZM246 125V124H245ZM9 126V125H8ZM24 126H26L25 124H24ZM34 126V125H33ZM35 126V127H36ZM88 126H89V124H88ZM95 126H96V124H95ZM115 126H116V124H115ZM133 126H134V128H135V125L133 124ZM168 127H169V125H167ZM171 126V125H170ZM172 126H173V124H172ZM208 126V124L207 125H205V129H206V127ZM231 126V125H230ZM242 126V125H241ZM9 127H11V126H9ZM16 127L18 128V129H16ZM27 127H29V126H27ZM26 127V129H28ZM40 127V126H39ZM38 127V128H39ZM42 128H43V125L41 126ZM46 127V126H45ZM44 127V128H45ZM48 127H49V124H48ZM47 127V128H48ZM90 127V126H89ZM89 127H84V128H89ZM122 127V124H120V128ZM124 127V126H123ZM127 127V126H126ZM8 128V127H7ZM31 128H32V126H31ZM30 128V129H31ZM37 128V127H36ZM36 128H34V129H36ZM49 128V129H50ZM95 128V127H94ZM118 128H119V126H118ZM119 128V129H120ZM133 128V127H132ZM133 128V129H134ZM173 128V127H172ZM251 128V127H250ZM4 129V128H3ZM20 129H21V126H20ZM23 129H25V127L23 128ZM23 129H22V133H23ZM25 129V130H26ZM108 129V128H107ZM113 129V128H112ZM114 129H116V128H114ZM113 129V130H114ZM125 129V128H124ZM130 129V128H129ZM128 129V127H127V130H129ZM137 129V128H136ZM162 129V128H161ZM170 129V128H169ZM226 129H228V127L226 128ZM247 129V128H246ZM259 129V128H258ZM5 130V129H4ZM29 130V129H28ZM39 130L40 131H38V132H41V134L43 135V133H42V130H41V128H39ZM47 130V129H46ZM44 131V132H46L47 133V131ZM83 130V129H82ZM91 130H93V129H91ZM90 130V131H91ZM109 131H111V132H113L112 130H110V129H108ZM121 130H122V128H121ZM126 130V131H127ZM135 130V129H134ZM138 130V129H137ZM165 130V129H164ZM200 130H202V131H200ZM230 129H228V131H229ZM233 130V129H232ZM31 131V130H30ZM29 131V132H30ZM32 131H33V129H32ZM81 131V130H80ZM84 131H85V129H84ZM88 131V130H87ZM89 131V132H90ZM115 131V130H114ZM117 131H118V129L116 130V135L117 134H119V133H117ZM125 131V130H124ZM123 131V132H124ZM141 131V130H140ZM170 131H171V129H170ZM237 131V130H236ZM235 131V132H236ZM242 131H243V129H242ZM245 131V130H244ZM262 131V130H261ZM27 132V131H26ZM26 132H24L23 134H27ZM29 132H28V134H29ZM34 132V133H33ZM33 132H31V135H33V134H35L36 135V133H35V131H33ZM37 132V131H36ZM82 132V131H81ZM80 132V133H81ZM86 132V131H85ZM108 132V131H107ZM110 132V133H111ZM121 132V131H120ZM134 132V131H133ZM164 132V131H163ZM176 131H174V133H175ZM238 132V131H237ZM258 132V131H257ZM264 132V131H263ZM2 133V135H3V131L1 132ZM18 133V132H17ZM20 133V132H19ZM19 133H18V135H19ZM46 133H44V134H46ZM109 133V134H110ZM122 133V132H121ZM126 134H128V131L127 132H125ZM135 133H137V131L135 132ZM135 133H134V135H135ZM227 133V132H226ZM241 133H243V132H241ZM240 133V134H241ZM50 134V133H49ZM49 134H48V136H49ZM86 134H88V132L86 133ZM101 134H103V135H101ZM107 134V133H106ZM112 134H114V133H112ZM123 134V133H122ZM125 134V135H126ZM140 134V132L138 133V135ZM176 134V133H175ZM224 134V133H223ZM234 134H237V133H234ZM240 134H239V136H240ZM253 134V133H252ZM30 135V134H29ZM40 135V134H39ZM38 135V137H40ZM115 135V134H114ZM114 135H112L111 137H113ZM120 135V134H119ZM129 135H130V133H129ZM128 135V136H129ZM219 135H221V136H219ZM259 135V134H258ZM21 136V135H20ZM25 136V135H24ZM23 136V137H24ZM34 136V135H33ZM46 136V135H45ZM44 136V137H45ZM131 136V135H130ZM136 136V135H135ZM169 136V135H168ZM172 136V135H171ZM176 136V135H175ZM174 135H173V137H175ZM227 136H229V134H226V137ZM18 137V136H17ZM26 137L28 138V136L26 135ZM36 137V136H35ZM34 137V138H35ZM47 137V136H46ZM109 137V136H108ZM118 137V136H117ZM120 137H121V135H120ZM133 137V136H132ZM170 137V136H169ZM222 137H224V136H222ZM249 137H250V135H249ZM254 137H256V136H254ZM261 137V136H260ZM19 138V137H18ZM22 138V137H21ZM32 137L30 136V139H31ZM33 138V139H34ZM41 138V137H40ZM85 138V137H84ZM106 138V137H105ZM119 138V137H118ZM1 139H2V137H1ZM0 139V140H1ZM26 139V138H25ZM33 139H31V140H33ZM35 139H37V138H35ZM86 139V138H85ZM107 139V138H106ZM108 139H110V138H108ZM127 140L129 139V137L128 138H126ZM129 139V140H130ZM139 139V138H138ZM164 139V140H163ZM166 139V140H167ZM174 139V138H173ZM224 139H225V137H224ZM256 138H254V140H255ZM14 140H16V139H14ZM22 140V139H21ZM20 140V141H21ZM31 140H30V142H31ZM44 140H46V139H44L43 138V141ZM100 140V141H99ZM129 140H128V143H129ZM136 140H137V137H136ZM240 140H241V137H240ZM244 140V139H243ZM249 139H247V141H248ZM262 140V139H261ZM16 141H19V140H16ZM23 141V144H24V139L22 140ZM27 141V140H26ZM38 143H37V145L39 144V142L41 141V143L43 142L42 141V138L41 139H39V140H36ZM112 142L114 141V140H111ZM140 141V140H139ZM226 141V140H225ZM256 141V140H255ZM263 141V140H262ZM4 142V141H3ZM15 142V141H14ZM13 142V143H14ZM33 142V141H32ZM46 142V141H45ZM104 142V141H103ZM108 141H106V143H107ZM109 142H110V140H109ZM126 142V141H125ZM136 141H134V143H135ZM159 142V143H158ZM172 142V143H171ZM174 142V143H173ZM222 141H220L219 143H221ZM241 143H242V141H240ZM253 142V141H252ZM1 143V142H0ZM6 143V142H5ZM21 143V142H20ZM26 143V142H25ZM36 143V142H35ZM120 143H121V145H122V147L120 146ZM165 143L167 144V141H165ZM244 143V142H243ZM260 143V142H259ZM17 144H18V142H17ZM27 144V143H26ZM32 144H34V143H32ZM81 144H82V146H81ZM110 144H112V143H110ZM114 144H115V142H114ZM165 144V145H166ZM226 144H228V145H226L227 147H226V149L227 150H224V151H226L225 153H226V155H227V160H226V162L223 164V165H226V169L224 170V167H223V169H221L223 172H222V177H221V180H218V178H217V180H218V188H217V186H216V188L215 187H213V185L215 186L216 184H215V181H214V177L219 173V171H221V170H219V168H218V170L219 171H216V169H215V171H216V175L215 174H212V179H213V183L211 184L212 185V187L214 188V189H218V190H216V191H218V197L216 196L215 198H218V203H219V205L218 204H216V206L214 207L213 205H215V204H211L210 205V207L211 206H213V208H217V205H218V207L219 208H217L216 210H217V212H218V210H219V212H220V214H218V213H216L218 216L219 215H221L219 218L221 219L222 218V220H221V222H219V220L220 219H218V223H221V224H219V226L220 227H222L223 226V228H225V230H226V233L227 232H229V230H232L231 228H234V227H231L232 225H233V221L231 222V220H233L232 218H228V217H230V213H232V212H234V213H238V209L240 208V207H242L243 206V203H242V201H243V199H245L246 197H245V195H243V194H241L240 196H238L239 194H237V196L239 197H237V198H235L234 196V194H236L235 193V190H237L236 192H241V191H239V189H237V187H235V183H234V177H233V175L234 174H237V173H239L241 170H239L241 167H239V166H243L242 165V163L239 161V159H238V154H239V157H240V155H241V153H238V152H240L241 150H239L240 149V147H239V143H238V141L235 139V136H231L230 135V137H229V140H228V143H226ZM12 145V144H11ZM99 145H105V143H101V144H99ZM108 145V144H107ZM115 145H117V144H115ZM137 145V146H136ZM158 145H157V147L156 148H160L161 147V145L158 147ZM164 145V144H163ZM162 145V146H163ZM219 145V144H218ZM224 145V144H223ZM241 145H243V144H241ZM21 146H23V145H21L20 144V149L19 150H21V149H24V150H26L25 148H24V146H23V148L21 147ZM27 146V145H26ZM32 146H35V145H31V147ZM39 146V145H38ZM37 146V147H38ZM79 146H81L82 148V153H79V154H81V156L79 157V160L77 161V163H73V162H71L70 160V155H71V153H72V151H74V149L75 148H77V147H79ZM220 146H222V144H220ZM220 146H218V150H219V148L221 149L222 147H220ZM250 146H252V145H250ZM249 146V147H250ZM18 147H19V145H18ZM29 147H30V145H29ZM36 147V146H35ZM35 147L33 148L34 150H35ZM103 147H106V145L105 146H103ZM109 147H112V148H109ZM109 149H111V151L113 150V148L115 147L113 144H112V146H110L109 145ZM117 147V146H116ZM249 147L248 148H246L245 147V149H248L249 150ZM11 148V147H10ZM40 148V147H39ZM100 148H102L101 146H100ZM107 147L105 148V149H108ZM118 148V147H117ZM131 148H132V150H131ZM262 148V147H261ZM27 149H31V148H27ZM103 149L104 148H102V151H103ZM122 149V150H123ZM223 149V148H222ZM254 149V148H253ZM38 150V149H37ZM79 150V152H80V149H78ZM118 150V149H117ZM158 150H160V149H158ZM158 150H156V151H158ZM217 150V149H216ZM247 150V151H248ZM27 151V150H26ZM26 151H24V152H26ZM31 151H32V149H31ZM36 151V150H35ZM34 151V152H35ZM76 152H77V150H75ZM105 151V150H104ZM103 151V152H104ZM114 151V150H113ZM120 152H117L118 154H120L121 155V150H119ZM221 150H219V152H220ZM247 151H245V153L247 152ZM251 151V150H250ZM253 151V150H252ZM18 152V151H17ZM23 152V153H24ZM33 152V151H32ZM115 152H116V149H115ZM14 153V152H13ZM21 153H22V151H21ZM106 153H107V151H106ZM105 152H104V155L106 154ZM109 153H112L113 154V152H109ZM117 153H115V156L116 155H118ZM124 153V152H123ZM122 153V154H123ZM158 153V152H157ZM224 153V152H223ZM224 153V154H225ZM238 153V154H237ZM244 153V154H245ZM248 153V152H247ZM15 154H16V152H15ZM24 154H26V153H24ZM29 154V155H30ZM76 154H78V153H75V155ZM78 154V155H79ZM99 154V153H98ZM103 154V153H102ZM101 154V155H102ZM112 154H111V160L110 161H112L113 162V157H112ZM151 154V155H150ZM216 154V156H218V154L217 153H215ZM221 154V153H220ZM28 155V154H27ZM75 155H73L71 158H73V160L74 159H76V158H78V155H76L77 157H75L74 158V156ZM119 155V156H120ZM159 155V154H158ZM225 155V156H226ZM243 155V154H242ZM250 156H251V154H249ZM253 155V154H252ZM259 155V154H258ZM13 156V157H14ZM24 156V155H23ZM32 156H29L30 157V159H31V157ZM37 156V155H36ZM97 156H99V155H97ZM107 156H109V155H107ZM115 156H114V161H115ZM216 156L215 157H213V159L215 158L216 159ZM222 156L223 155H221V158H222ZM246 156V155H245ZM264 156V155H263ZM123 157H124V154H123ZM156 157V156H155ZM154 156H153V158H155ZM160 157H158V158H160ZM243 157V156H242ZM241 157V158H242ZM248 157V154H247V156H246V158ZM252 157V156H251ZM250 157V158H251ZM260 157V156H259ZM28 157H26V159H27ZM105 159H106V157H104ZM120 158V157H119ZM125 158V157H124ZM152 158V157H151ZM218 158V157H217ZM240 158V160L242 161V160H244V158L243 159H241ZM249 158V159H250ZM262 158V157H261ZM10 159V158H9ZM105 159H103L102 158V160H105ZM128 159H126V160H128ZM225 159V158H224ZM252 159V158H251ZM1 160V159H0ZM11 161V163H12V159H10ZM72 160V161H73ZM122 160V159H121ZM152 160V159H151ZM150 160V161H151ZM155 161V164L156 163H159V162H157V160H156V158L154 159ZM220 160H222V159H220ZM107 161H109V160H107ZM109 161V162H110ZM119 161V160H118ZM129 161V160H128ZM127 161V162H128ZM158 161H161V159H159ZM214 161H216V160H212L211 159V168H213V165H212V162L214 163ZM241 163V165H239L238 163L239 162ZM10 162H8V163H10ZM27 162V161H26ZM32 162V161H31ZM104 162H106V160L104 161ZM104 162H102V163H104ZM109 162H106L107 164L109 163ZM111 162V163H112ZM116 162V161H115ZM119 162H121V161H119ZM244 162V161H243ZM249 162L251 163L252 161H250L249 160ZM98 163H100L99 161H98ZM114 163V162H113ZM126 163V162H125ZM221 164H222V162H220ZM247 162H245V164H246ZM27 164V163H26ZM106 164V165H107ZM128 164H130V163H128ZM150 164H151V162H150ZM236 164L238 165V169L237 170H239V172L237 171L236 172ZM244 164V163H243ZM249 164V163H248ZM12 165H13V163H12ZM99 164H97V166H98ZM104 165V164H103ZM102 164H101V166H103ZM106 165H104V167L106 166ZM109 165H110V163H109ZM116 164H114V165H110V166H112V168L110 167V171H112L113 170V168L114 169H116L114 166H115ZM149 165V164H148ZM148 165H147V167H148ZM153 164H151L150 165V167L152 166ZM259 165V164H258ZM7 167V169H6V171L8 170V168H9V165H6ZM11 166V165H10ZM96 166V167H97ZM100 166V165H99ZM154 166V165H153ZM159 166H160V164H159ZM246 166V165H245ZM108 167V166H107ZM220 167V166H219ZM250 167V166H249ZM149 168V167H148ZM148 168H146V169H148ZM243 169H244V167H242ZM9 169H11V167L9 168ZM93 169V168H92ZM91 169V170H92ZM96 169V168H95ZM98 169V168H97ZM102 169V168H101ZM121 169V168H120ZM150 169V168H149ZM90 170V171H91ZM94 170V169H93ZM106 170V169H105ZM139 170V169H138ZM214 170V169H213ZM3 171H4V169H3ZM99 171H101L100 170V168H99ZM99 171H97L96 170V173L95 174H99ZM108 171V170H107ZM117 171V170H116ZM120 171V170H119ZM129 171V170H128ZM133 171V173H135L134 171H135V169H133L132 170ZM248 171V170H247ZM2 172V171H1ZM109 172V171H108ZM118 172V171H117ZM125 172V171H124ZM153 172V171H152ZM213 173V171L210 169V173ZM236 172V173H235ZM243 172H244V170H243ZM261 172V171H260ZM92 173V171L90 172V174ZM94 173V172H93ZM102 173L103 174H105L106 172L105 171H103L102 170ZM110 174H111V172H109ZM145 173V174H144ZM149 173L151 174V175H149ZM209 173V172H208ZM221 173V172H220ZM241 173V172H240ZM251 173V172H250ZM1 174V173H0ZM108 173H106V175H107ZM110 174H109V177H110ZM116 173H114L113 175H115ZM137 174V173H136ZM252 174V173H251ZM258 174V173H257ZM30 175V176H29ZM94 175V174H93ZM100 175H102L101 173H100ZM208 175V176H207ZM213 175H215L214 177H213ZM238 175V174H237ZM242 175V174H241ZM240 175V176H241ZM244 175V174H243ZM246 175V174H245ZM244 175V176H245ZM255 175V174H254ZM6 176V177H7ZM91 176V175H90ZM105 176V175H104ZM119 177V175H117L116 174V177ZM218 176H220V175H218ZM235 177H236V175H234ZM251 176V175H250ZM93 177H97V175L96 176H92L91 178H93ZM98 177H99V175H98ZM97 177V178H98ZM115 176H114V178H116ZM121 177V176H120ZM237 177H239V175L237 176ZM236 177V180H238L239 178H237ZM259 177V176H258ZM4 179L3 180H5V173H4V177H3ZM88 178V179H87ZM96 178V179H97ZM103 178V177H102ZM105 178H108L107 176L106 177H104V179L103 180H105ZM110 178H112V177H110ZM113 178V180H114V182H113V185L114 184H116V187L118 186L117 184L120 182V180H119V182L117 181L118 179L116 178V180ZM23 179H24V177L22 178V181H23ZM27 179V180H28ZM100 179V178H99ZM98 179V180H99ZM109 179V178H108ZM107 179V181L109 182V180H110V183H111V181H113V180H111V179H109L108 180ZM211 179V178H210ZM260 179V178H259ZM258 179V180H259ZM264 179V178H263ZM123 180V179H122ZM243 179L241 178V181H242ZM248 180H249V182H250V179L248 178ZM251 180H252V177H251ZM253 180H254V178H253ZM257 180V181H258ZM94 181H97V180H94ZM100 181V180H99ZM107 181H104V182H106L107 183ZM115 181L116 182H118V183H115ZM189 181V182H188ZM240 181V180H239ZM245 181H246V179H245ZM261 181V180H260ZM1 182V181H0ZM5 182V181H4ZM25 182V181H24ZM23 182V183H24ZM91 182V181H90ZM93 182V181H92ZM90 183V185H88V186H91L93 183ZM101 182H102V180H101ZM209 181H207V183H208ZM211 182V181H210ZM217 182V181H216ZM236 182V181H235ZM248 182V183H249ZM251 182H253V181H251ZM22 183V182H21ZM27 183V182H26ZM97 183V182H96ZM95 183V184H96ZM121 183V182H120ZM119 183V184H120ZM127 183V182H126ZM188 183V184H187ZM206 183V184H207ZM237 183V182H236ZM239 183H241V182H239ZM255 183V182H254ZM253 183V184H254ZM81 184V185H80ZM89 184V183H88ZM94 184V185H95ZM105 184V183H104ZM122 184V183H121ZM120 184V185H121ZM210 184V183H209ZM208 184V185H209ZM241 184H243V183H241ZM247 184V183H246ZM252 184V183H251ZM22 185V184H21ZM24 185V184H23ZM85 185V184H84ZM83 185V187H85ZM101 185V184H100ZM123 185V184H122ZM211 185H209L210 187H211ZM237 185V184H236ZM240 185V184H239ZM239 185H237L238 187H239ZM250 185V184H249ZM249 185H248V188H249ZM18 186V187H17ZM80 186V187H79ZM97 186H99V182H98V184H97ZM97 186L95 185V187L97 188ZM106 186V185H105ZM105 186L104 185H102L101 187H102V190H103V187H104V189H105ZM115 186V185H114ZM207 186V185H206ZM209 186H207V187H209ZM241 186V189H243L244 187H242V185H240ZM252 186V185H251ZM262 186V185H261ZM2 187V186H1ZM22 187V188H23ZM94 187V189H96ZM100 187V186H99ZM107 188H108V186H106ZM110 187H111V185H110ZM118 187H120V186H118ZM202 187H205V186H202ZM77 188H79V189H77ZM177 188H182V191H181V194H179L178 196H176L175 197V189H177ZM236 188V189H235ZM251 188V187H250ZM253 188V187H252ZM257 188V187H256ZM260 188V187H259ZM85 189H87V187L85 188ZM84 189V191H86ZM93 189V188H92ZM94 189H93V193L95 192L94 191ZM112 189L114 190L115 189V187H113L112 186V188L110 189V192L109 191H107L108 193H111V191H112ZM207 190L208 189H210V188H206ZM206 189H203L205 192H203V194H201L200 192L198 193V195L199 194H201V195H203V196H201V197H204L205 199H204V201H203V203H202V205H199V204H201V203H197V205H199L197 208L199 209V207H201V209H205L206 211L207 210H209V208L207 209L206 208V206H208V199H207V196H209L210 197V193H211V191L209 192V191H207ZM212 189V188H211ZM213 189V190H214ZM88 190V189H87ZM102 190H101V192H102ZM107 190V189H106ZM178 190V189H177ZM176 190V191H177ZM244 191H246V190H248L247 188L245 189H243ZM255 190V189H254ZM261 190V189H260ZM104 191V190H103ZM207 191V192H206ZM215 191V190H214ZM216 191H215V195H217L216 194ZM248 191H250V190H248ZM88 192V191H87ZM87 192H85V193H87ZM106 192V191H105ZM178 192V191H177ZM252 192V191H251ZM264 192V191H263ZM79 193V192H78ZM103 193V192H102ZM133 193V192H132ZM180 193V192H179ZM207 193H209V195L207 194ZM246 193V192H245ZM255 193V192H254ZM254 193H251V196L253 197V194ZM81 195H82V193H80ZM90 194V193H89ZM97 194V193H96ZM114 194V195H115ZM206 194H207V196H206ZM212 194V193H211ZM257 194V193H256ZM86 195V194H85ZM84 195V196H85ZM91 195H92V193H91ZM94 195V194H93ZM92 195V196H93ZM111 195H113V192H112V194ZM182 195V196H181ZM186 195H187V197H186ZM213 195H214V192H213ZM248 195V194H247ZM18 196V197H19ZM77 196V195H76ZM80 196V195H79ZM79 196H77V197H79ZM87 196H89L88 194H87ZM130 196V195H129ZM128 196V197H129ZM196 196V195H195ZM194 196V197H195ZM248 196H250V195H248ZM258 196H260V195H258ZM81 197V196H80ZM94 197H95V195H94ZM200 197V198H201ZM208 197V198H209ZM212 197V196H211ZM196 198H198V197H196ZM200 198L198 199V201L200 200ZM249 198V197H248ZM255 198V197H254ZM256 198H257V196H256ZM255 198V199H256ZM79 199V198H78ZM87 199V198H86ZM85 199V197H84V201H87ZM93 199V198H92ZM95 200H96V198H94ZM98 199V198H97ZM124 199V202H125V198H123ZM135 199V198H134ZM187 199H185V200H187ZM212 199V198H211ZM247 199V198H246ZM245 199V200H246ZM251 199V198H250ZM264 199V198H263ZM9 200H10V202H9ZM89 200H91V199H89ZM144 200V201H145ZM201 200H202V198H201ZM213 201H214V199H212ZM249 200V199H248ZM247 200V201H248ZM252 200V199H251ZM260 201H261V199H259ZM97 201V200H96ZM95 201V202H96ZM176 201V200H175ZM197 201V200H196ZM216 201V202H217ZM247 201H245V202H247ZM10 204H9V203ZM13 202V201H12ZM91 202H92V200H91ZM93 202H94V200H93ZM128 202V201H127ZM143 202V201H142ZM148 202H147V204H148ZM182 202H184V201H182ZM187 202V201H186ZM186 202H184V203H186ZM193 202V201H192ZM204 202H205V204H204ZM210 202V201H209ZM244 202V203H245ZM253 202V201H252ZM252 202L251 203H249V205L250 204H252ZM259 202V201H258ZM83 203V202H82ZM126 203V202H125ZM173 205H174V201L173 202H171ZM176 203H177V201H176ZM176 203H175V205L173 206V207H176ZM184 203H180L181 205L182 204H184ZM207 203V204H206ZM211 203V202H210ZM8 204V205H7ZM87 204V203H86ZM88 204H90V203H88ZM93 204H95V203H93ZM179 204V205H180ZM188 204H189V202H188ZM194 204V203H193ZM192 204V205H193ZM246 204V203H245ZM244 204V205H245ZM257 204V203H256ZM261 204V203H260ZM263 204V203H262ZM261 204V205H262ZM83 205H85V204H83ZM126 205V204H125ZM170 205V204H169ZM247 205V204H246ZM81 206H82V204H81ZM88 206H90V205H88ZM123 206H124V203H123ZM178 206V205H177ZM185 206H187V205H185ZM184 206V207H185ZM190 206V205H189ZM189 206H187V208L189 207ZM252 206V205H251ZM258 207L260 206V205H257ZM86 207V206H85ZM149 207V206H148ZM191 207V206H190ZM189 207V208H190ZM193 207V206H192ZM191 207V208H192ZM204 207V208H203ZM244 207H246V206H244ZM242 208V209H245V208ZM248 207V206H247ZM9 208V207H8ZM7 208V209H8ZM130 208V207H129ZM136 208V207H135ZM134 208V209H135ZM212 208V207H211ZM250 208V207H249ZM257 208V207H256ZM9 209H11V207L9 208ZM171 209H172V207H171ZM186 209V208H185ZM194 209V208H193ZM6 210V211H5ZM94 210V209H93ZM148 210H147V212H148ZM169 210L167 211V212H169ZM173 210V209H172ZM179 210H180V208H179ZM184 210V209H183ZM186 210H188V209H186ZM185 210V211H186ZM191 210V209H190ZM203 210H201L202 212H203ZM211 210V212H212V209H210ZM209 210V211H210ZM216 210H213L214 211V213L216 212ZM235 210H236V212H235ZM241 210V209H240ZM248 211H250L249 209H247ZM78 211L79 212H81L80 213V216H79V214H78ZM124 211V210H123ZM122 211V212H123ZM145 211V210H144ZM199 211V210H198ZM8 212V211H7ZM178 212V211H177ZM247 212V211H246ZM245 212V213H246ZM139 213V212H138ZM186 213V212H185ZM189 213V212H188ZM196 213V212H195ZM214 213H213V216H214ZM241 212H239V214H240ZM253 213V212H252ZM78 214V215H77ZM132 214V213H131ZM145 214V213H144ZM148 214L149 213H147L146 215H144V216H148ZM172 214H174V213H172ZM197 214H199V212L197 213ZM216 214H215V220H216ZM233 214V213H232ZM238 214V215H239ZM242 214H244V212L242 213ZM241 214V216L243 217L244 215H242ZM247 214V213H246ZM256 214V213H255ZM119 215L120 216H123V219H120L121 217H119ZM130 215V214H129ZM185 215V214H184ZM200 215V214H199ZM202 215V214H201ZM234 215V214H233ZM150 216V215H149ZM168 216H170V214L168 215ZM171 216H173V215H171ZM213 216H212V214H211V217H210V219L212 218L213 219ZM247 216V215H246ZM250 215H248L247 216V219H248V217H249ZM80 217V218H79ZM83 217V218H82ZM131 217H133V216H131ZM137 217V216H136ZM139 217H143L142 215H140ZM138 217V218H139ZM185 217H186V215H185ZM197 217H199V216H197ZM251 217H253V216H251ZM8 218V217H7ZM135 218V217H134ZM148 218H150V217H148ZM147 218V219H148ZM206 218H208V217H206ZM239 217L237 216V219H238ZM244 218H246V217H244ZM131 220H133L132 218H130ZM130 219L128 220V221H130ZM137 219V218H136ZM183 219H185L184 218V216H183ZM242 218H240V220H241ZM250 219V218H249ZM7 220V219H6ZM140 220V218L138 219V221ZM149 220V219H148ZM197 220V219H196ZM205 220V219H204ZM138 221H137V223H138ZM144 220H142V221H140V223H142ZM194 221V220H193ZM238 221V220H237ZM247 221V220H246ZM245 221V222H246ZM132 222V221H131ZM131 222H129V223H131ZM144 222H146V221H144ZM144 222H143V226H145V229H146V226H147V222L144 224ZM167 222V221H166ZM201 222V221H200ZM212 222H214V221H212ZM134 223V222H133ZM136 223V222H135ZM177 223H178V221H177ZM176 223V224H177ZM180 223V222H179ZM204 223H205V221H204ZM217 223V224H218ZM243 223V222H242ZM168 224V223H167ZM212 224V223H211ZM215 224H216V222H215ZM236 224V223H235ZM244 224V223H243ZM250 224V223H249ZM152 225V226H153ZM178 225H180V224H178ZM194 225V224H193ZM237 225H238V223H237ZM262 225H263V223H262ZM125 226H126V228H125ZM128 226H129V224H128ZM132 227L133 226H135V224L134 225H131ZM136 226H139V225H137L136 224ZM200 226V225H199ZM211 227V229H212V226H213V230H214V227H215V225L213 224V225H210ZM235 226V225H234ZM251 226H253V225H251ZM250 226V227H251ZM132 227H130V229L132 228ZM150 227V226H149ZM179 226H177V227H175V230H174V228H173V232L170 234V232H169V234H170V236L169 235H166V237L168 236V238L166 239V241H168L173 247H175L174 249H176V251H177V248H179V251L180 252H182V251H184L185 252V255L187 256L186 258H185V260L189 257V259L191 258L192 260H193V262H195V264H208V263H206V261H208V260H206V258H207V256L208 257H210L209 256V254H211V251L213 250H210L211 249V241H210V239H208V237L209 238H211L212 237V235H208V233L207 234H201V236H199L198 234H200V231H202V228H201V230L200 231H198V234H196V236L198 235L199 237H198V239L196 240V242H195V234H194V244L192 243V242H190V243H192L191 245H192V247L191 246H189V243H188V241H187V239L183 236V235H181V233L180 232H182V230L180 231V227L178 228ZM188 227V226H187ZM191 227H192V225H191ZM209 227V226H208ZM238 227V226H237ZM244 227V226H243ZM129 228V227H128ZM140 227H138L137 229H139ZM142 228L143 227H141V230H142ZM153 228V227H152ZM183 228V227H182ZM199 227H197L196 229H198ZM204 228H206V227H204ZM210 228H208V230H207V232H209V234L211 233V231H213V230H210ZM215 228H217V226L215 227ZM240 228L242 229V226H241V224H240ZM256 228V227H255ZM111 229V232H109V234H108V230H110ZM136 229V230H137ZM239 229V228H238ZM246 229H249V228H247L246 227ZM252 229H253V227H252ZM129 230V229H128ZM127 230V231H128ZM131 230H133L134 231V229H131ZM129 231L131 234H132V231ZM140 230V229H139ZM144 230V229H143ZM217 229H215V231H216ZM220 230H223L222 228L220 229ZM224 230V231H225ZM237 230V229H236ZM254 230V229H253ZM146 231V230H145ZM149 231H150V229H149ZM148 231V233H151V232H149ZM172 231V230H171ZM186 231V230H185ZM194 231V230H193ZM224 231H223V234H224ZM251 231V230H250ZM0 232H1V230H0ZM143 232V231H142ZM205 232V231H204ZM214 232V231H213ZM222 232V231H221ZM254 232V231H253ZM136 233V232H135ZM135 233H133V234H135ZM147 233V232H146ZM185 233V232H184ZM197 233V232H196ZM201 233H203V232H201ZM215 233H217V232H215ZM230 233V232H229ZM252 233V232H251ZM126 234H127V232H126ZM129 234V233H128ZM137 234H138V232H137ZM142 234V233H141ZM144 234H145V232H144ZM192 234V233H191ZM238 234H240V233H238ZM149 234H147V236H148ZM152 235V234H151ZM162 235V236H163ZM226 235V234H225ZM228 236H229V234H227ZM248 236H250L249 235V233L247 234ZM123 236V235H122ZM125 236H127V235H125ZM139 235H137V237H138ZM144 236V235H143ZM146 236V238H148ZM220 236H222V235H220ZM241 236V235H240ZM240 236H238V237H240ZM243 236V235H242ZM245 236V235H244ZM243 236V237H244ZM135 237H136V235H135ZM140 237V236H139ZM142 237V236H141ZM151 237V236H150ZM153 237V236H152ZM247 237V236H246ZM245 237V238H246ZM118 238V239H119ZM124 238V237H123ZM128 238H129V236H128ZM132 238V237H131ZM144 238V237H143ZM146 238H145V240H146ZM165 238V237H164ZM191 238V237H190ZM189 238V239H190ZM226 238V237H225ZM115 239V240H114ZM118 239H117V241H118ZM125 239V238H124ZM140 239V238H139ZM150 239V238H149ZM212 239V238H211ZM244 239V238H243ZM119 240H121V239H119ZM128 240V239H127ZM145 240H144V243H145ZM140 241H142L141 239H140ZM139 240H138V242H140ZM218 241V240H217ZM221 241H222V237H221ZM240 241V240H239ZM238 241V242H239ZM252 241V240H251ZM148 242V241H147ZM147 242H146V244H147ZM167 242V243H168ZM121 243H122V241H121ZM142 243V242H141ZM261 243V242H260ZM145 244V245H146ZM163 244H165V243H163ZM235 244V243H234ZM126 245V246H125ZM217 245V244H216ZM215 245V246H216ZM258 245V244H257ZM147 246V245H146ZM167 246V245H166ZM214 246V247H215ZM125 247H127L126 248V250L124 251V249H125ZM213 247V248H214ZM259 247V246H258ZM120 248H123V253L122 252H120L119 253V251H120ZM257 249V248H256ZM255 249V250H256ZM149 251V250H148ZM235 252V251H234ZM247 252H249V251H247ZM215 253V252H214ZM234 254V253H233ZM212 255V254H211ZM222 255V254H221ZM235 256V255H234ZM233 256V257H234ZM103 258V256H100V258ZM213 257H215V256H213ZM106 258V260H109V258L107 259ZM217 258V257H216ZM244 258V257H243ZM242 258V259H243ZM94 259H95V261H94ZM104 259V258H103ZM102 259V260H103ZM114 259V260H115ZM214 259V258H213ZM233 259V258H232ZM98 261H96V263H99L101 260H99V258L97 259ZM105 260V259H104ZM103 260V261H104ZM105 260V263L106 262H108V261H106ZM116 260H115V263H116ZM188 260V259H187ZM206 260V261H205ZM211 261H212V259H210ZM255 260V259H254ZM263 260V259H262ZM92 261V262H91ZM94 261V262H93ZM102 261V263H104ZM110 261H112L111 259H110ZM153 261V260H152ZM184 261V260H183ZM211 261H210V263L209 264H211ZM249 261V260H248ZM188 262V261H187ZM214 262H215V259H214V261H212V264H214ZM242 262V261H241ZM247 262V261H246ZM253 262V261H252ZM101 263V262H100ZM99 263V264H100ZM104 263V264H105ZM111 263V262H110ZM113 263V262H112ZM114 263V264H115ZM186 263V262H185ZM184 263V264H185ZM189 263V262H188ZM249 263V262H248ZM108 264V263H107ZM192 264V263H191ZM217 264V263H216ZM254 264V263H253Z\"/></svg>","mask_w":264,"mask_h":264},{"label":"rangeland","instance_id":"obj_2","mask_svg":"<svg viewBox=\"0 0 264 264\" xmlns=\"http://www.w3.org/2000/svg\"><path fill=\"white\" fill-rule=\"evenodd\" d=\"M72 1H74V0H72ZM91 1L92 0H88V1H84L85 3L83 4L84 6H83V10L85 9L86 10V8L88 9V10H86V11H89V12H86V11H83V10H81V8H80V10H79V13L81 14H77V16L79 17H77L75 14L76 13H74L75 12V10H76V8L79 6L78 5V3H77V1H74L75 3H76V5H75V3L74 2H70L69 4H68V6L70 7V6H72V5H74L73 7H71V8H69L68 6L66 7V9L64 10V12L60 15V17H59V22L57 23L58 25H54V26H52L50 29H52V30H50V34H51V37H53L54 35H55V37H57L58 36V32H60V28H62V30H63V28L64 27H66V26H68V27H66V28H64V31L66 30V32H67V30L70 28V31H71V36H73V37H75V38H78L79 37V34H81L82 35V33L84 34L85 33V31H87V29H88V26L90 25V18L88 19L87 17H86V15L88 16V13L90 14L91 12H92V10L93 9H91V7L94 5V4H92L91 3ZM108 1H110L111 2V0H108ZM129 1V5H128V8H130V9H128V8H126V9H128V11H126L127 12V15L128 16H130L131 17V20H132V23H135L133 26H132V31H133V28H135L134 30H136V31H133V32H135V34L134 35H136V32H138V34L137 35H140L141 34V32H139V31H142V30H146V31H142V34H144L143 36L145 37H147V35H148V37H149V39L151 40V43L153 42V45H154V47L155 48H157V46H159L160 48L159 49H157L158 50V54L160 55H158V58L160 57V59L162 58V60L164 61V65L166 66V67H168L169 66V68H167V71H168V73H167V76H170L171 78H170V81H172L171 83H172V87L170 86V87H168L167 88V91H168V94L170 93V88H171V90H173V87L175 86V84L176 85H178L177 87H176V89H175V87H174V91H173V94H172V92H171V94H167L166 93V97L168 96V98L170 99V101H169V99H168V101L170 102H167V100L165 101V102H167L165 105L167 106V108H169L168 106H170V108L172 109H169V111L167 110H164L163 109V111L166 113V112H169L170 113V116H169V113L167 114H165L166 115V117L163 115L164 114V112H162V110H156V111H158L157 113H156V115H155V118H153V126H155V127H157V126H160V127H158L157 129H158V132H159V129L161 130L160 132H159V134H163V135H161V136H163L164 137V139H165V134L166 133H168L167 131L169 130V134H167L166 136L168 137V139H170V138H172V139H170L171 141L172 140H174V142H175V140H176V137L178 136V128H179V124H180V119H181V115H182V112H184L187 108L189 109V112H191L193 109L192 108H194L192 105L193 104H196L198 101H199V96H201V90H202V88H203V83H205L206 82V80H207V75H208V77H209V75H210V72H211V68L212 67H209L210 65H211V63L213 64V49L215 50V51H217L218 49V47H220V49H221V51L222 50H224L223 51V54H222V57L218 60V65H216L215 64V67L216 68H214L215 69V75H216V80H217V82H216V86H215V90H214V92L212 91V94H210V96L211 97H209V99L207 100V104L208 103H210V105H209V107H208V109H207V111H205L204 113V117L201 119L202 121H200L199 123H197V124H195L196 125V127L198 126V128L199 129H202V130H209V127H210V129H211V125H212V123H211V119L212 118H210L209 119V117H211V114H210V112H209V110H211V108L210 107H213L215 104V102L216 101H219V100H217V96H218V99L221 97V99L220 100H224V101H222V102H224L223 104L220 102V104H219V107H218V109L220 110L222 107H223V105H224V107L222 108V110H220L221 112L220 113H222V111H223V113L225 114H227V112H228V114L226 115V116H228V118L222 113V115H224L225 117H226V119H225V121H231V122H225V126H226V128L228 127V129H230L229 131H228V129H226V128H224V131H223V129L221 130V132H220V134L222 135V136H224L225 137V139H224V137H222L221 135H219V136H221V137H219V139H217L218 141V143L216 144V148H215V151H218V152H214V154L210 157V159H209V161L211 162V159L212 160H216V161H214V163L212 162V165H213V168H211L212 166H211V163L210 162H208V166H209V164H210V168L208 169V172H207V174H211V175H207L209 178H207V181H209L208 183H207V181H206V183H203L204 185H201V189L203 188V189H206V188H210V189H206L207 191H211V193H210V197L209 196H207V194L209 195V193H207L206 194V196H207V201H208V206H206V208L208 207L209 208V210L210 209H212V212H211V210L209 211V210H203V209H201V207H199V209L197 208L199 205H202V203H203V201H204V197H201V196H203V195H201V194H203V192H205L203 189L201 190V191H199L201 194H199L198 195V193H196L194 196H191L190 198L191 199H187V198H185V197H181V198H183L182 200H179V202L180 203H184V202H186V203H184V204H178V200H177V198H169V201L170 202H168L169 204H168V208H170V210H169V212H167L166 211V215L168 214H170V216H165V217H167V218H164V219H166V221H163V222H165L164 224H165V228H166V230L164 231V235L163 234H161V236L159 237V236H155L154 237V233H152V232H154V231H152L154 228H155V225H151V220H152V215L150 214V212H149V210L151 209V205L149 204V202H148V200H145L144 198V196H143V194H142V192H140L139 190H136V189H133V191L132 190H130L129 192H127L128 193V195L127 196H125L124 197V195H126V193L124 194V195H122V197L123 198H125V202H124V199L123 198H120L121 199V203H122V205H121V213H120V215H123L124 216V218L126 219V216L128 217L126 220H127V222H126V225H127V228H126V226H125V230L126 231H124L125 233H123V234H120L119 236H121L120 238L117 236V237H115L116 238V240L114 241L115 243L117 242H120L118 245H123V248H124V244L126 243V245L128 244V242H129V240L130 239H133V244L134 243H136L135 241H134V239L137 241V244L138 243H140L141 245H143L144 246V248H146L145 249V251L147 252V253H149L148 254V256H149V258H150V260H151V262H152V264H184L185 262V264H195V262H193V260L190 258L189 259V257L185 260V258L187 257L186 255H185V252L184 251H182V252H180L179 251V248H177V251H176V249H174L175 247H173L168 241H166V239L168 238V236L166 237V235H169L170 236V234L175 230V227H177V226H179L178 228L180 229V231L182 230V232H180L181 233V235H183L186 239H187V241H188V243H189V246H191L192 247V245L196 242V240L198 239V237L199 236H201V234L203 235V234H207L208 233V235H212V239L211 238H209L208 237V239H210V241L212 242L211 243V249L210 250H212L211 251V254H209V256L210 257H208L207 256V258H206V260H208V261H206V263H210V259H212V261H214V259H215V262H214V264H264V0H128ZM166 1H167V3H166ZM175 1V2H174ZM177 1V2H176ZM186 1V2H185ZM223 1V2H222ZM234 1V2H233ZM112 2H113V0H112ZM189 2V3H188ZM74 3V4H73ZM133 3V4H132ZM169 3V4H168ZM176 3V4H175ZM179 3V4H178ZM185 3V4H184ZM229 3V4H228ZM90 4V5H89ZM166 4V5H165ZM169 6H168V5ZM172 4H174V5H172ZM187 4V5H186ZM217 4V5H216ZM219 4H220V6H219ZM225 6V4H226V6L224 7L223 5ZM167 7V9L165 8V6ZM174 6L175 8L173 9V7L172 6ZM206 5V6H205ZM86 6V7H85ZM181 6V7H180ZM213 6V7H212ZM217 6H219L220 8H218ZM134 7V8H133ZM165 9H163V8ZM172 8L171 9V11H170V8ZM225 8L224 9V12H220V11H223V10H221V8ZM73 8L75 9V10H73ZM142 8H144V9H142ZM227 8H229V9H227ZM69 11H68V10ZM72 9V10H71ZM78 9V8H77ZM137 9V10H136ZM139 9H141V10H139ZM163 9V10H162ZM169 9V10H168ZM213 9V10H212ZM70 10H71V12H70ZM90 10H91V12H90ZM167 10H168V12H167ZM217 10L220 12H217ZM65 11H66V13H65ZM68 11V12H67ZM131 11V12H130ZM152 11V12H151ZM173 11V12H172ZM175 11V12H174ZM77 13H78V10L76 11ZM205 12H206V14H205ZM70 14L69 16H68V14H67V16L65 15V16H63L62 17V15L63 14ZM129 13H130V15H129ZM155 13V14H154ZM217 13V14H216ZM219 13V14H218ZM222 13H223V16H222ZM228 13V14H227ZM75 15V17L76 18H72V16L74 17V15ZM85 16V18H83L82 19V17H84L83 15ZM135 14H136V16H135ZM201 14V15H200ZM204 16V17H203ZM135 17V18H134ZM60 18H63V19H61L60 20ZM80 18L82 19V22H84V23H78V21L80 22L81 20H80ZM87 18V19H86ZM155 20H154V19ZM158 18V19H157ZM205 18V19H204ZM69 19V20H68ZM73 19V20H72ZM78 20L77 22H76V20ZM86 21H85V20ZM137 19V20H136ZM142 19V20H141ZM151 19H153V21L151 20ZM157 19V20H156ZM204 19V20H203ZM206 19L207 20H210V21H206ZM72 20V21H71ZM75 20V21H74ZM89 20V21H88ZM149 20V21H148ZM159 20V21H158ZM168 20V21H167ZM61 21V22H60ZM62 21H65V23H64V25H63V22ZM66 21H68V22H66ZM69 21H70V23H69ZM134 21V22H133ZM138 21V22H137ZM140 21H143V23L142 22H140ZM161 21V22H160ZM171 23H170V22ZM203 21V22H202ZM73 22V23H72ZM75 22V23H74ZM85 22H87L86 23V25H85ZM156 22V23H155ZM172 22H173V24H172ZM208 23L207 25H206V23ZM66 23L68 24V25H66ZM141 23L142 24H144V25H142L141 26ZM166 23V24H165ZM205 23V24H204ZM61 24V25H60ZM72 24V25H71ZM73 24H75V25H73ZM77 24H79L78 26H77ZM80 24H81V26H82V24H84L83 25V28L80 26ZM89 24V25H88ZM137 24V25H136ZM155 24V25H154ZM192 24V25H191ZM206 26H204V25ZM88 25V26H87ZM139 25V26H138ZM168 25V26H167ZM170 25V26H169ZM174 25V26H173ZM177 25V26H176ZM195 27H194V26ZM199 25H202V26H199ZM62 26V27H61ZM73 26L75 27L76 26V28H77V30H83L84 28H85V30H84V32L83 31H81V33H78V31L75 29V31H74V28H73ZM135 26H137V27H135ZM143 26H144V28H143ZM164 26V27H163ZM166 26V27H165ZM171 26H173V27H171ZM197 26H199V27H201V28H197ZM55 27V28H54ZM60 27V28H59ZM71 27L73 28L72 30H71ZM138 27H140V29L138 28ZM142 27V28H141ZM171 27V28H170ZM174 27H175V30H172V29H174ZM191 27H194V29H195V33H193L194 31L192 30L193 28H191ZM203 27L205 28L204 30H203ZM219 27H221V28H219ZM54 28V29H53ZM56 28H58L57 30H55ZM146 28V29H145ZM167 28H170V29H167ZM190 28H191V31H190ZM209 30H208V29ZM157 29V30H156ZM198 29V30H197ZM199 29H200V31H199ZM218 29H219V31H218ZM221 29H222V31H221ZM61 30V31H62ZM138 30V31H137ZM188 30V31H187ZM63 31V32H64ZM73 31V32H72ZM79 31V32H80ZM186 31L187 32H189L190 34H188V33H186ZM198 31V32H197ZM53 32L55 33V34H53ZM78 34H77V33ZM148 32V33H147ZM201 33V35H200V33ZM207 32V33H206ZM219 32V33H218ZM73 33H74V35H73ZM76 33V34H75ZM147 33V34H146ZM186 33V34H185ZM191 33H192V35H191ZM199 33V34H198ZM204 33V34H203ZM219 35H218V34ZM67 34H68V32H67ZM141 34V35H142ZM168 34V35H167ZM191 35L190 37L188 36V35ZM197 34V35H196ZM216 34V35H215ZM62 35H63V33H62ZM62 35H59L57 38H59V39H56V40H58L57 41V43H56V45L58 44V45H60V46H58L57 45V48H55L54 46H56V45H54L55 43H53V41L55 40V38L53 37V38H51L52 40V43L50 42V46L52 47H50L49 46V54H51L53 51H56V53H52V58H51V61H52V63H53V66L55 65L54 63H56L59 59H60V61H61V56L58 58L57 56H59V54L60 55H62V53L63 52H61V51H63V49H64V45H61V44H64L63 43V41H62V38H63V36ZM80 35V36H81ZM136 35V36H137ZM187 35V36H186ZM198 35L199 36H201V37H198ZM207 35V36H206ZM213 35H214V37H213ZM77 36V37H76ZM166 36V37H165ZM171 36V37H170ZM186 37V40L184 39L185 37ZM194 36H196L195 38H197V39H194ZM218 36V39H220V41H218V39H216V37ZM73 37L71 38V40H73ZM147 37V38H148ZM184 37V38H183ZM187 37H189L188 39V41H191L190 43L187 41ZM199 38V39H198ZM205 38V39H204ZM64 39V38H63ZM182 39H183V41H184V46H183V44L181 43V42H183L182 41ZM55 40V41H56ZM81 40V41H80ZM79 40V42L80 43H78L77 45L79 46V45H83V47L85 48V42L83 43L82 42V39H80ZM193 40H196V41H193ZM202 40L204 41V42H202ZM54 41V42H55ZM60 41H62V42H60ZM187 41V42H186ZM193 41V42H192ZM207 41V42H206ZM216 41H217V43H216ZM82 42V43H81ZM180 42V43H179ZM220 42V43H219ZM59 43H61V44H59ZM158 44V45H155V44ZM189 43V44H188ZM193 44V46L195 45V44H197V46L195 45L194 47L193 46H191L192 44ZM54 46H53V45ZM181 44V45H180ZM200 44V45H199ZM217 46H216V45ZM76 45V47H78ZM191 46L190 48H187V49H189L190 50V52H192V53H190L189 52V50H186V48L185 47H189V46ZM219 45V46H218ZM62 46H63V49H61L62 48ZM130 47V44L129 45H127V46H125V47H127V48H125L124 47V50H126L125 51V53H124V50H122V53H123V55H121L122 57H125L126 56V53H128V55L130 54L129 52L130 51H132V52H134V53H132L131 52V54L130 55H132V57L135 55V57H136V59H135V57H133V60H134V62H136V60L138 61V65H137V62L134 64L133 63V67H131V68H134L133 69V72H130V71H132V69L130 68V70L128 69L127 70V72H128V77H129V74H132L130 77H129V79L127 78V76L125 75V73L123 72V74L122 73H120V71L121 70H123V69H121L122 67V64H121V66L120 65H118L117 64V68H118V71L116 70L117 68H116V65H115V69H114V74H116V76L117 75H119V76H124L122 79H120V77L119 76H114V74H112V77H114V79L118 82V80H120L118 83V86H116V87H114V88H112V91H111V94L112 95H115V96H112V95H110V92L108 93H105V94H103L101 97H99V98H101V101L100 100H98L97 99V103H93V105H92V108H91V110H90V117H88L86 120L88 121H86L85 120V122H83L84 124H82L81 126L82 127H80L81 129H79V137L80 138H83V139H80L81 140V143H84L87 139H88V135L90 136V134H92V132L94 133L95 132V129H97L98 128V125H99V120L102 118L101 116L103 115L102 113H104V116L106 115V114H108V113H110V111L112 112V111H114V114H116L117 113V117L115 116V115H113V120L110 122V124L111 125H109V127H107L108 129H110V130H112L113 132H111V131H109L107 128H106V130H104V132H103V134H105V136L103 135V134H101V135H103V137L104 138H102V136L100 137V140H102V141H100V142H98V146H99V149H101L100 151L99 150H97V154H96V157L95 158H97L98 159V161L100 162V163H98V161L95 159V163L93 164V166L94 167H92L90 170L92 171V173L90 174V170H89V172H88V177H89V181L87 180L86 182H84V183H81L82 184V187L81 188H86L87 187V189H85L86 191H84V189H81L82 191H80V189L79 188H77V189H79V190H76V191H78L77 193H74V194H76L77 196H79V197H77L76 195H75V197L73 198L74 200H75V203L78 201V202H80V203H78L79 204V206L77 205V203H76V205H77V207H79V211H82V213L81 212H79L78 211V214H79V216H80V213L81 214H83L84 215V213L85 212H87V210L90 208V207H92L93 205V207L94 208H90V210H88L89 212H87V214L88 215H90V213L91 214H93L94 213V211H95V209L97 208V205H96V203L98 204V201H99V197H97V195H98V192L100 191V193H99V196L100 195H102V194H107V195H110V196H116V190L118 189V188H123V189H126L129 185H130V182H128V180H130L131 181V179L130 178H132V176L133 175H139V172H140V167L139 168H137V171H136V167L135 168H131V167H134V166H132L131 165V160H130V157H129V159L128 158H126L127 156H129V154H130V151L128 150V148H129V146L130 147H132V148H134L133 146H134V144H136L137 143V145H138V143H140L141 142V136H142V134H141V132L143 131V129H140V128H138L137 127V123L135 124V123H130V121L131 122H134L135 120V116H136V114L137 113H135V112H137V105L135 104L134 105V102L131 100V97H129V96H127V97H124L123 96V98L121 97L122 95L121 94H119L118 95V93H120L118 90H120V91H124V90H126V91H128L130 88L132 89V90H129L128 91V93L129 94H131L132 92H133V94L132 95H130V96H133V95H135V93H136V91H134V90H137V87L138 86H134V81H131V80H136L135 79V73L138 75V69H139V71H140V68H143V64L142 63H144V66H145V64H147L143 69H145L146 70V72H149L150 70L152 71V67H153V63H155V66L157 65L156 63H157V61H152L153 63L151 64L150 63V67H149V62L148 63H145L144 61H148L146 58H144V56L142 57L143 58V61L140 59V57L142 56V55H140V53H138L139 51L137 50V54H139V55H136V48H135V46H131V48L133 47V49H131V48H129ZM179 46H182V48L180 47L179 48ZM201 46V47H200ZM209 46V47H208ZM55 48V50H53L54 48ZM80 48H83L82 46H79ZM78 47V48H79ZM176 47V48H175ZM216 47V48H215ZM58 48L59 49H61V50H58ZM79 48V49H80ZM83 48V49H84ZM129 48V49H128ZM135 48V49H134ZM192 48H194V49H192ZM51 49V50H50ZM78 49V50H79ZM80 49V52H85V50L86 49ZM175 49L177 50L176 52H175ZM179 49V50H178ZM192 49V50H191ZM163 50V51H162ZM184 50H186V51H184ZM194 50V51H193ZM196 50H197V52H196ZM204 51H206V52H204ZM253 51V52H252ZM51 52V53H50ZM58 52V53H57ZM61 52V53H60ZM188 53L189 52V54L186 56V59H183V56H185L186 54H184V53ZM202 52V53H201ZM212 52V53H211ZM252 52V53H251ZM161 53V54H160ZM172 53H178L179 55L180 54H184L183 56H181V58L183 59V62H182V59L180 58V57H176V54H175V58H177V59H173L174 57H172V56H174V55H172ZM194 53V54H193ZM207 53V54H206ZM258 53V54H257ZM55 54V55H54ZM124 54H125V56H124ZM134 54V55H133ZM163 54V55H162ZM205 56H204V55ZM212 55V57H211V55ZM127 55V56H128ZM162 55V56H161ZM170 55H172V56H170ZM201 55H202V57H201ZM49 56V57H50ZM56 57L57 59L55 60V58L54 57ZM126 56V57H127ZM138 56V57H137ZM152 56H154V55H152ZM190 56V57H189ZM199 56V57H198ZM170 57H171V59H170ZM187 57H189V58H187ZM194 57V58H193ZM211 57V59H209ZM53 58H54V60H53ZM138 58V59H137ZM152 58H154V60H156L155 59V57H152ZM166 58V59H165ZM179 58H180V60L181 61H179ZM193 58V59H192ZM188 59H191V60H194L195 59V61L193 62V61H187L186 63H184L185 62V60H188ZM197 59V60H196ZM224 59V60H223ZM161 60V62H163ZM168 60H170V61H168ZM173 60H176V62L177 63H181L180 65L179 64H177V63H175V61H174V63L172 62ZM223 60V61H222ZM50 61V59H48L47 61H46V65L44 64V62H42V63H38L37 64V66H35L34 68H33V70H32V72L30 73V75H31V77L29 76V78H28V81L26 82V86H29V85H31L32 87H27L26 88V86L24 85V84H22V86L20 87V92H19V95L22 97L21 98V100L22 99H25V104H24V102H22V104H20L19 103V101L17 102V100L18 99H15L14 100V102L11 104V109H13V110H11V113H12V115H11V113H9V115L8 116H4V117H0L1 118V120H2V125L3 126H1V128H2V130H0V139H1V137H2V139L0 140V190L2 191L4 188H5V186L4 185H6V179H8V177L9 176H7V174L9 175L10 174V172L12 171V169H13V167H14V164L16 165V162L21 158V157H23V159H25L24 161H25V165H28L29 163H33V159H35V158H33V156H32V154H30V153H36V152H38L42 147H43V145L45 144V143H47V141L49 140L48 138H50V135L52 134V130H54L55 131V129H56V127L57 126H59V124H60V121L58 120V118L61 120V118H62V113H65V111H66V109H67V107L69 106V103H70V95H67L66 96V94L67 93H69L70 91H71V88L70 89H68L69 87H72L73 86V82H72V79L70 80V81H68L69 79H68V77L70 78V77H72L73 76V74H72V72H74V69L72 68V67H68V71H69V69H72V70H70V72H69V76H67L68 75V72H67V70L65 71L64 70V72H66V73H62L63 75H65V76H63V78L64 77H66L67 76V78H65V79H62V77H61V79L63 80V82H62V80L61 81H58L60 84L58 85V83L56 84V83H51V81H49V79L51 78V77H53L54 75H53V73H55V71L57 70V71H59L60 72V70H58L60 67H61V65H62V62H61V64L60 65H58V62L56 63V65H58V67H55V68H57V69H55L53 66H52V64H50L51 63V61ZM54 61V62H53ZM56 61V62H55ZM142 63H141V62ZM255 61V62H254ZM49 62V63H48ZM139 62H140V64H139ZM168 62H171V63H168ZM191 62V63H190ZM208 62V63H207ZM222 62V63H221ZM186 64V65H188L189 66V68H188V66H186L185 65V67H184V65L183 64ZM193 63V64H192ZM194 63H195V65H194ZM246 63V64H245ZM48 64H50V65H48ZM168 66H167V65ZM170 64V65H169ZM172 64V65H171ZM174 64V65H173ZM189 64H191V66L189 65ZM47 66V67H44V66ZM141 67H140V66ZM183 65V66H182ZM48 66H49V69H48V71H50L51 72V74L48 72V71H46L47 70V68H48ZM136 66V67H135ZM137 66L139 67V68H137ZM172 66V67H171ZM179 66H180V68H179ZM194 66V67H193ZM205 66V67H204ZM242 66V67H241ZM46 69H44V68ZM147 67H149V69L147 68ZM184 67V68H183ZM193 67V68H192ZM204 67V68H203ZM50 68H52V70H50ZM119 68H120V70H119ZM147 68V69H146ZM197 68V69H196ZM210 68V69H209ZM53 69H55V70H53ZM135 69H137V70H135ZM179 69H182V70H180V72H179ZM185 69V70H184ZM187 69V70H186ZM208 69H209V72H208ZM219 69V70H218ZM229 69V70H228ZM263 69V70H262ZM45 70V71H44ZM134 70H135V73H134ZM197 70V72H196V74H195V71ZM206 70V71H205ZM44 71V72H43ZM194 71V72H193ZM35 72H36V74H35ZM118 72H119V74H118ZM122 72V71H121ZM127 72H126V74H127ZM191 72V73H190ZM217 72V73H216ZM223 72H225V73H223ZM33 73H34V75H33ZM42 73H44V74H42ZM45 73H46V75H45ZM48 73H49V75H48ZM185 73V74H184ZM200 73V74H199ZM207 75H206V74ZM222 73V74H221ZM237 73V74H236ZM246 73V74H245ZM260 73V74H259ZM57 74H59L58 72H57ZM61 74V75H62ZM122 74V75H121ZM134 74V75H133ZM179 74L181 75V74H183V77H181L180 76V79L178 78L179 77ZM198 74V75H197ZM256 74V75H255ZM259 74V75H258ZM45 75V76H44ZM50 77H48V76ZM51 75V76H50ZM55 75H56V73H55ZM136 75V77H138ZM192 75V76H191ZM236 75V76H235ZM241 77H240V76ZM43 77L42 78V82H44L43 80H45V77L47 76L48 78V80H45V82L44 83H42L41 82V77ZM112 77H109L110 79L112 78ZM134 77V78H133ZM238 77V78H237ZM38 78H39V81H37L38 80ZM131 78V79H130ZM220 78H222V79H220ZM242 78V79H241ZM110 79H108L107 81V86H111L112 87V84H109V83H111V81L112 80H114L113 78L110 80ZM128 79V80H127ZM177 79V80H176ZM204 79H205V81H204ZM33 80V81H32ZM51 80L53 81V78H51ZM110 80V81H109ZM121 80H122V82H121ZM125 80V81H124ZM186 80V81H185ZM223 80V81H222ZM235 80V81H234ZM239 80V81H238ZM255 80V81H254ZM29 81H31V83L29 82ZM46 81H48L49 83H51L50 85H47V84H45L46 83ZM65 81V82H64ZM66 81H68V82H66ZM126 81H130L129 83H131V84H129L128 82H126ZM177 81V83H175L174 84V82H176ZM194 81V82H193ZM227 81V82H226ZM233 81V82H232ZM241 81V82H240ZM259 81V82H258ZM62 82V83H61ZM112 82H114V81H112ZM187 82V83H186ZM190 82V83H189ZM239 82V83H238ZM34 83H35V86L36 87H38V88H36L35 86H34ZM72 85H71V84ZM120 83H121V87H123V88H125L124 90H123V88H122V90L121 89H119V88H121L119 85H120ZM129 85H128V84ZM202 83V84H201ZM232 83H233V85H232ZM29 84V85H28ZM37 84V85H36ZM44 84V85H43ZM53 84V85H52ZM62 84V85H61ZM63 84H68V85H64L63 86ZM136 84V83H135ZM196 84V85H195ZM38 85H40V88L42 89V87H45V85H46V88L49 86V88H51L50 86H53L52 88H54V90L53 91H51L52 90V88H51V90L49 91L50 93H53L52 95L50 94V93H48V90H49V88H43L42 89V91L40 90V92H39V90L38 89H40L39 88V86ZM56 85H58V86H60L59 88H60V90H61V88H63L62 90L64 91V97L63 96H61L60 94H58L59 93V88H58V91H57V87L58 86H56ZM125 85V86H124ZM129 87H128V86ZM132 85V86H131ZM227 85V86H226ZM236 85V86H235ZM240 85V86H239ZM56 86V87H55ZM61 86H63V87H61ZM69 86V87H68ZM128 88H127V87ZM134 86V87H133ZM193 86H194V90H192L193 89ZM222 86V87H221ZM229 86V87H228ZM233 86V87H232ZM34 87V88H33ZM68 87V88H67ZM117 87H119V88H117ZM218 87V88H217ZM228 87V89L226 90V88ZM232 87V88H231ZM245 87H247V88H245ZM23 88V89H22ZM29 88V89H28ZM66 88L69 90H67L66 91ZM73 88H74V86H73ZM117 90H116V89ZM127 88V89H126ZM222 88V89H221ZM232 90H231V89ZM26 89H27V92H29L30 90V92L29 93H27V92H25L24 93V97H23V95H21V93L23 94V92L24 91H26ZM35 89H37L36 91H37V95H38V93H41V96L45 93V95H43V96H45L44 97V99L45 100H47V98H48V100L47 101H49V102H47V101H45L44 99H42L43 97H41L40 95L37 97V95L35 94V92H34V90ZM56 89V90H55ZM113 89H115L114 91H113ZM219 89H220V91H219ZM225 89V90H224ZM249 89V90H248ZM22 90V91H21ZM29 90V91H28ZM45 92H44V91ZM60 91V92H62L63 93V91ZM230 90V91H229ZM235 90V91H234ZM237 90V91H236ZM46 91H47V93H46ZM55 91H57L56 92V94L58 95V97L56 98V95H55ZM72 91H73V89H72ZM118 91V92H117ZM166 91V89H165V92H167ZM192 91H194L193 92V94L192 95H189L190 93H192ZM226 91V92H225ZM34 92V94H35V96H34V94H32ZM44 92V93H43ZM65 92H67V93H65ZM112 92H114V93H112ZM116 92H117V95H116ZM131 92V93H130ZM148 92V91H147ZM216 92V93H215ZM257 92V93H256ZM188 93V94H187ZM214 93V94H213ZM218 93H219V95H218ZM224 93V94H223ZM226 93V94H225ZM260 93V94H259ZM26 94V95H25ZM27 94H29L28 96H27ZM30 94H32L35 98H33V96H31ZM46 94H48V95H50V98H51V96H52V100H50V98H49V96L47 97L46 96ZM108 94H109V96H108ZM231 94V95H230ZM234 94V95H233ZM255 94H257V95H255ZM18 95V96H19ZM61 97H60V96ZM105 95H106V97H105ZM172 97H171V96ZM189 95V96H188ZM193 95H195L194 97H193ZM199 95V96H198ZM214 95V96H213ZM239 95V96H238ZM254 95H255V97H254ZM65 96H66V99H67V97H68V99H67V101L69 102H67V101H65L66 99H65ZM111 96L112 97H114L115 98V100L113 99V98H111ZM120 96L122 99H123V101L125 102V103H129V104H132V107L134 108H132V107H130V106H128V105H126V104H124L123 103V101H121L122 99L119 97V99H118V97ZM213 96V97H212ZM216 96V97H215ZM223 96V97H222ZM28 97L30 98V99H34V100H32L31 102H32V104H31V102L29 101L30 99H28ZM40 97H41V99H40ZM47 97V98H46ZM63 97V99H61ZM117 97V98H116ZM129 97V98H128ZM174 97V98H173ZM187 97H189V98H187ZM192 97H193V99H192ZM227 97V98H226ZM233 97H234V99H233ZM259 97V98H258ZM53 98H55V99H53ZM60 98V99H59ZM109 98V99H108ZM125 98V99H124ZM183 98V99H182ZM191 98V99H190ZM213 99V100H211V99ZM226 98V99H225ZM257 98V99H256ZM28 99V101H26ZM38 99H39V101H38ZM65 99V100H64ZM107 99V100H106ZM127 99V100H126ZM130 99V100H129ZM167 99V98H166ZM176 99V100H175ZM233 99V100H232ZM43 100V101H42ZM54 100V102H52ZM56 100H58V103H57V101ZM64 100V101H63ZM106 100V101H105ZM111 100V101H110ZM114 100V101H113ZM117 100H119V101H117ZM174 100V101H173ZM210 100H211V102H210ZM216 100V101H215ZM230 100H232V101H230ZM238 100V101H237ZM253 100V101H252ZM261 100V101H260ZM34 101H35V103H34ZM41 101V102H40ZM45 101V102H44ZM56 101V102H55ZM60 101H62V102H60ZM100 101V103H98ZM117 101V102H116ZM129 101V102H128ZM176 101V102H175ZM177 101H179L178 103H177ZM186 101V102H185ZM197 101V102H196ZM226 101V102H225ZM26 102H27V104H26ZM44 102V103H43ZM53 103V107L52 106H50L48 103H50L51 105H52V103ZM60 102V103H59ZM63 102H67L66 104L65 103H63ZM103 102H105V103H103ZM110 103V104H108V103ZM112 102H115V103H118V104H120L121 102L123 103V107H122V103H121V105H116L115 103V105L112 103ZM132 102V103H131ZM213 102V103H212ZM19 103V104H18ZM30 103V104H29ZM37 103V105H35ZM41 103V105H40V108L41 107H43L44 108V110H42L43 108H37V107H39V104ZM43 103V104H42ZM46 103V104H45ZM54 103H56V104H58V107L57 106H55V104ZM193 103V104H192ZM227 103V104H226ZM234 103H235V105H234ZM249 103V104H248ZM16 106H15V105ZM34 104V105H33ZM44 104H45V106H44ZM59 104H62V108H63V105L65 104L67 107H64L63 108V110H62V108L60 107V105ZM100 104H104V105H109V106H103V105H100ZM177 104H179V106H178V109H176V107H177ZM214 104V105H213ZM230 104V105H229ZM23 106V111L21 110L20 111V109H21V107ZM24 105H26V106H24ZM28 105H30V107L28 106ZM33 105V106H32ZM47 105H49V107H50V110H52L51 111V113H50V110H49V107L47 106ZM64 105V106H65ZM113 107H112V106ZM126 105V106H125ZM134 105V106H133ZM213 105V106H212ZM233 106V108H231L232 106ZM255 105V106H254ZM21 106V107H20ZM28 106V107H27ZM32 106V107H31ZM35 106V107H34ZM37 106V107H36ZM48 108H47V107ZM93 106H95V107H93ZM97 106V107H96ZM100 106V107H99ZM101 106H103V108L105 109L106 107H108L109 108V110H108V108H107V111H108V113H107V111H106V109L104 110L105 112H106V114H105V112H102V110H100V109H102V107ZM112 108H111V107ZM116 106V107H115ZM128 106V107H127ZM183 106V107H182ZM226 106V107H225ZM18 107H19V109H18ZM25 107V108H24ZM27 107V108H26ZM34 107V110H32V108ZM56 107V108H55ZM115 107V108H114ZM130 107V108H129ZM28 108H31V109H29L28 110ZM51 108H53L54 110H56L57 108V110L56 111H53V109H51ZM60 108V109H59ZM98 109V110H95V109ZM113 108H114V110H113ZM116 108L118 109V110H116ZM121 108L123 109V111L121 110ZM126 108H127V111H126ZM129 108V109H128ZM224 108H225V110H224ZM231 108V109H230ZM242 108V109H241ZM25 109L26 110H28V111H25ZM37 109V110H36ZM38 109L41 111L42 110V112H40L41 114H39L40 115V117L42 116V118L43 119H40V117L38 118V113H37V111H38ZM48 110V112L47 111H45V110ZM125 109V110H124ZM131 109V110H130ZM231 111H230V110ZM235 109V110H234ZM240 109V110H239ZM15 110H19L18 111V113L20 112V114H19V117H21V115L25 118V119H23V117H21L20 119H21V121H20V119H19V117H18V122L20 121V124L19 123H17V126L19 127V130H17L16 132H15V137H14V139H16V140H19V141H16V140H14L13 139V141L9 144V143H7L8 142V140H7V138L4 136V133L7 131V134H8V131H9V128H10V130H12V128L14 127L13 125H11V123H14L13 122V119H14V117H13V112L12 111H14V113L16 112ZM31 110H32V112H31ZM36 110V113L37 114H35V111ZM95 111V112H93V111ZM119 110H121V111H119ZM129 110H130V112H129ZM175 110H176V112H177V115H175ZM248 110V111H247ZM260 110V111H259ZM44 111L45 112H47L46 113V115H47V117L46 116H43L45 113H44ZM62 113H61V112ZM96 111H98L100 114H98V112H97V114L98 115H96ZM125 111H126V114L127 113H129V114H127L128 116H124V114L123 113H125ZM171 111V112H170ZM174 111V112H173ZM224 111H227V112H224ZM21 112H22V114H21ZM27 112V113H26ZM56 112H60L62 115H57L56 117H57V120H51L52 119V117L54 118V115H56L57 113ZM93 112V113H92ZM102 112V113H101ZM116 112V113H115ZM131 112H134L133 113V115H132V117H131ZM162 112V114L161 115H158V114H160ZM242 112V113H241ZM250 112V113H249ZM29 114V113H32L30 116L29 115H26V114ZM33 113H34V116H33ZM95 113V114H94ZM120 113V114H119ZM121 113H122V115H121ZM236 113V114H235ZM210 114V115H209ZM243 114V115H242ZM36 115V116H35ZM49 115V116H48ZM92 115L94 116H97L96 117V119H95V116H94V119H93V117H92ZM101 115V116H100ZM164 117H163V116ZM206 115H208L207 117H206ZM233 115V116H232ZM244 115H245V117H244ZM32 116H33V118H32ZM100 116V117H99ZM165 119V121H164V119H163V121H161L162 120V117ZM174 116H176V117H174ZM28 117V118H27ZM30 117H31V119H33L32 121L33 122H31V123H29L31 120H30ZM37 117V119H35L34 120V118H36ZM45 117V118H44ZM55 117V118H56ZM121 117V118H120ZM126 119H125V118ZM131 117V118H130ZM156 117H158L159 119L157 120L158 122H159V124H158V122L157 121H155L157 118ZM224 117V118H225ZM236 117H237V120H236ZM241 117V118H240ZM50 121V123L48 122V120ZM116 118V119H115ZM119 118V120H117ZM176 118V119H175ZM233 118V119H232ZM6 119V120H5ZM11 119V120H10ZM24 121H23V120ZM28 119L30 120V121H28ZM38 119H40V121L38 120ZM98 119V121L96 122V120ZM121 119H123V120H121ZM124 119H125V121H128V123H130V124H127V122H125L124 121ZM128 119V120H127ZM155 119V120H154ZM173 121H172V120ZM175 119V120H174ZM203 119H204V121H203ZM209 119V120H208ZM232 119V120H231ZM241 119V120H240ZM3 120H5V121H3ZM27 120V121H26ZM37 120V123H35L34 121H36ZM42 120V121H41ZM46 120V121H45ZM89 120H91V121H93V124L94 125H92V123H91V121H89ZM95 120V121H94ZM114 120H116V121H114ZM205 120H207V121H205ZM8 121V122H7ZM38 121H39V123H41L42 125H43V128L41 127L42 125L41 124H39V126L37 125L38 124ZM54 121V122H53ZM113 121H114V123H113ZM120 121H121V123H120ZM156 122V125H155V122ZM212 121H213V119H212ZM236 121V122H235ZM243 121V122H242ZM11 122V123H10ZM22 122V123H21ZM27 122H28V124H27ZM48 122V123H47ZM90 122V123H89ZM161 122V123H160ZM164 122V123H163ZM172 122V123H171ZM174 122V123H173ZM203 122H204V124H203ZM207 122H209V123H207ZM234 122V123H233ZM249 122V123H248ZM262 122V123H261ZM10 123V124H9ZM26 125V126H24V124ZM35 123V124H34ZM54 123H56L55 125H54ZM87 123V124H86ZM98 123V124H97ZM122 124V130H121V128H120V124ZM124 123V124H123ZM169 123V124H168ZM208 124V126L206 127V129L204 128L205 127V125H207ZM210 123H211V125H210ZM227 123H228V125H227ZM236 123V124H235ZM252 123V124H251ZM22 124V125H21ZM32 124V125H31ZM45 124V125H44ZM48 124H49V127H48ZM88 124H89V126H88ZM95 124H96V126H95ZM114 124V125H113ZM115 124H116V126H115ZM126 124V125H125ZM133 124L135 125V128H134V126H133ZM164 124V125H163ZM169 125V127L167 126V125ZM172 124H173V126H172ZM246 124V125H245ZM11 126V127H9V126ZM34 125V126H33ZM37 125V126H36ZM50 125H52L51 127H55V129H51L50 128ZM128 125H130V126H128ZM162 125H163V127H162ZM171 125V126H170ZM242 125V126H241ZM20 126H21V129H20ZM27 126H29V127H27ZM31 126H32V128H31ZM37 128H36V127ZM46 126V127H45ZM89 127V128H84V127ZM118 126H119V128H118ZM124 126V127H123ZM128 127V129L129 130H127V127ZM8 127V128H7ZM25 127V129H26V127L29 129H23ZM41 128V130L43 129L44 131L46 130L47 131V133L46 132H44L43 130H42V133H43V135L41 134V132H38V131H40L39 130V128ZM45 127V128H44ZM48 127V128H47ZM95 127V128H94ZM97 127V128H96ZM135 129H133V128ZM173 127V128H172ZM251 127V128H250ZM31 128V129H30ZM34 128H36V129H34ZM50 128V129H49ZM114 128H116V129H113ZM125 128V129H124ZM138 130H137V129ZM162 128V129H161ZM171 129V131H170V129ZM247 128V129H246ZM259 128V129H258ZM16 129H18L17 127H16ZM22 129H23V133L24 132H26L27 134H23L22 133ZM32 129H33V131H35V133H36V135L35 134H33V135H31V132H33L32 131ZM83 129V130H82ZM84 129H85V131H84ZM91 129H93V130H91ZM118 129V131H117V133H119L120 135H121V137H120V135L119 134H117L116 135V130ZM165 129V130H164ZM166 129H168V130H166ZM233 129V130H232ZM242 129H243V131H242ZM31 130V131H30ZM82 132H81V131ZM88 130V131H87ZM91 130V131H90ZM125 130V131H124ZM128 131V134H126L125 132H127ZM141 130V131H140ZM202 130H200V131H202ZM238 132H237V131ZM245 130V131H244ZM262 130V131H261ZM3 131V135H2V132ZM30 131V132H29ZM37 131V132H36ZM90 131V132H89ZM108 131V132H107ZM123 133H121V132ZM124 131V132H123ZM134 131V132H133ZM137 131V133H135ZM164 131V132H163ZM174 131H176L175 133H174ZM236 131V132H235ZM258 131V132H257ZM19 133V135H18V133ZM28 132H29V134H28ZM81 132V133H80ZM88 132V134H86ZM111 132V133H110ZM140 132V134L138 135V133ZM227 132V133H226ZM241 132H243V133H241ZM34 133V132H33ZM44 133H46V134H44ZM50 133V134H49ZM83 133V134H82ZM107 133V134H106ZM110 133V134H109ZM112 133H114V134H112ZM129 133H130V135H129ZM134 133H135V135H134ZM234 133H237V134H234ZM241 133V134H240ZM253 133V134H252ZM41 136H40V135ZM48 134H49V136H48ZM81 134L82 135H87V136H81ZM126 134V135H125ZM226 134H229V136H227L226 137ZM239 134H240V136H239ZM259 134V135H258ZM21 135V136H20ZM25 135V136H24ZM26 135L28 136V138L26 137ZM38 135L42 138V141H43V138L44 139H46V140H44L42 143H41V141L39 142V146L37 145V141L36 140H39V139H41L40 137H38ZM47 137H46V136ZM112 135H114L113 137H111ZM122 135H124V136H122ZM129 135V136H128ZM170 137H169V136ZM172 135V136H171ZM173 135L175 136V137H173ZM230 135L233 137V136H235V139L238 141V143H239V147H240V149L239 150H241L240 152H238V153H241V155H240V157H239V154H238V159H239V161L242 163V165L243 166H239V167H241L239 170H241L240 172H239V170H237L239 167H238V165L236 164V172L238 171L239 173H237L238 175H239V177H237L238 175L237 174H234V175H236V177L237 178H239L238 180H236V177L233 175V177H234V183H235V187H237V189H239V191H241V192H236L237 190H235V193L236 194H234L235 196V198H237L238 196H240L241 194H243V195H245V197L247 198H245V199H243V201H242V203H243V206L242 207H240L238 210V213L236 214V213H234V212H232V213H230V217H228L229 219L230 218H232L233 220H231V222L233 223V225L231 226V227H234V228H231L232 230H229V232H227L226 233V230H225V228H223V226L222 227H220L219 226V224H221L222 222H221V220H222V218L220 219L219 217L221 216V215H217L216 213H218L219 212V210H218V212H217V208H219L218 207V205H219V203H218V198H215L216 196L218 197V191H216V190H218V189H214L213 187H215L216 188V186L218 185V183L220 182H218V180H221V177L223 176L222 175V172L226 169V165H223L225 162H226V158H227V155H226V151H224V150H227L226 149V145H228V144H226V143H228V140H229V137H230ZM249 135H250V137H249ZM19 138H18V137ZM24 136V137H23ZM30 136L32 137L31 139H33L35 136V138H37V139H33V140H31L30 139ZM45 136V137H44ZM109 136V137H108ZM119 138H118V137ZM133 136V137H132ZM254 136H256V137H254ZM261 136V137H260ZM22 137V138H21ZM107 139H106V138ZM114 137H116L117 139H119V140H121L122 139V137H124L122 140L124 141V143H123V141L121 142V141H119V140H116ZM129 137V139H130V137L132 138V140L133 139H135V140H129V143H128V140L126 139V138H128ZM136 137H137V140H136ZM240 137H241V140H240ZM26 138V139H25ZM108 138H110V139H108ZM139 138V139H138ZM174 138V139H173ZM254 138H256L255 140H254ZM24 139V141L27 143H25L24 142V144H23V141L22 140ZM163 139V140H164ZM167 139V138H166ZM164 140V141H160V143H163L162 145H161V147L160 148H156L157 147V145L158 144H156L155 146H152V148H153V150H158V149H160V150H158V151H152V155L153 154H155V155H153L155 158H156V160H157V162H159V163H156L155 164V158H153V156H150V160L148 161V164L147 163H145V167H144V171L147 173V171H149V172H151L152 173V175H154V173H155V170H153V169H156V165L158 166V169H161V163H162V158L161 157H163V156H165V154H166V152H167V149L166 148H164V146L165 147H167V146H169L170 147V145L171 144H169L170 143V140ZM244 139V140H243ZM247 139H249L248 141H247ZM263 141H262V140ZM21 140V141H20ZM27 140V141H26ZM30 140H31V142H30ZM84 142H83V141ZM109 140H110V142H109ZM111 140H114L113 142L111 141ZM117 142H121V143H123V147H124V145L125 144H127V145H125L126 147V150H128V151H126L125 150V148L123 149V147H122V145H121V143H120V146L122 147V149L121 148H119V143H117ZM140 140V141H139ZM226 140V141H225ZM4 141V142H3ZM15 141V142H14ZM33 141V142H32ZM46 141V142H45ZM104 141V142H103ZM106 141H108L107 143H106ZM130 141H132V144H131V142ZM134 141H136L135 143H134ZM165 141H167V144L165 143ZM220 141H222L221 143H219ZM240 141H242V143L240 142ZM253 141V142H252ZM6 142V143H5ZM14 142V143H13ZM17 142H18V144H17ZM21 142V143H20ZM36 142V143H35ZM114 142H115V144H117V145H115L114 144ZM173 142V143H174ZM244 142V143H243ZM260 142V143H259ZM32 143H34V144H32ZM103 144V143H105V145H106V147L108 148L109 147V145L110 146H112V144L115 146L114 148H113V150L111 151V149H109V148H112V147H109L108 149H105L106 147H103V146H105V145H99V144ZM110 143H112V144H110ZM159 143V142H158ZM172 143V142H171ZM12 144V145H11ZM20 144L21 145H23L24 146V148L27 150H24V149H21V150H19L20 149ZM40 144H42L41 146H40ZM108 144V145H107ZM133 145V146H131V145ZM166 144V145H165ZM219 144V145H218ZM220 144H222V146H220ZM224 144V145H223ZM241 144H243V145H241ZM18 145H19V147H18ZM27 145V146H26ZM29 145H30V147H29ZM31 145H35V146H32L31 147ZM129 145V146H128ZM136 145V146H137ZM160 145H158V147L160 146ZM250 145H252V146H250ZM23 146H21L22 148H23ZM38 146V147H37ZM81 146H82V144H81ZM81 146H79V147H77V148H75L74 149V151H72V153H71V155H70V161L71 162H75V163H77V161L79 160V157L81 156V154H79V153H82V147ZM100 146L102 147V148H104L103 149V151L106 153V151H107V153L104 155V152L102 151V148H100ZM118 148H117V147ZM127 146H128V148H127ZM218 146H220V147H222L221 149L219 148V150H221L220 152H219V150H218ZM250 146V147H249ZM11 147V148H10ZM35 147V150L33 149ZM40 147V148H39ZM245 147L246 148H248L249 147V150L248 149H245ZM262 147V148H261ZM27 148H31L32 149V151H31V149H27ZM132 148H131V150H132ZM168 148V147H167ZM254 148V149H253ZM38 149V150H37ZM78 149H80V152H79V150ZM115 149H116V152H115ZM118 149V150H117ZM130 149V148H129ZM217 149V150H216ZM28 150H29V152H28ZM75 150H77V152L75 151ZM119 150H121V155L120 154H118L117 152H120ZM248 150V151H247ZM251 150V151H250ZM253 150V151H252ZM18 151V152H17ZM21 151H22V153H21ZM24 151H26V152H24ZM35 151V152H34ZM127 152V154H126V152ZM162 151H165L164 153L162 152ZM245 151H247L246 153H245ZM14 152V153H13ZM15 152H16V154H15ZM26 153V154H24V153ZM109 152H113V154L112 153H109ZM124 152V153H123ZM128 152H129V154H128ZM158 152V153H157ZM163 154V156H161V153ZM225 154H224V153ZM17 153H20V155H22V156H19ZM75 153H78V154H76V155H78V158H76V159H74L73 160V158H71L73 155H75ZM99 153V154H98ZM103 153V154H102ZM115 153H117L118 155H116L115 156ZM124 154V157H123V154ZM215 153H219L218 154V156H216V154ZM221 153V154H220ZM245 153V154H244ZM28 154V155H27ZM30 154V155H29ZM40 154H41V150L39 151V153H37L34 157H36V160L38 159V156H40ZM102 154V155H101ZM111 154H112V157H113V162L112 161H110L111 160ZM127 156H126V155ZM159 154V155H158ZM243 154V155H242ZM247 154H248V157L246 158V156H247ZM249 154H251V156L249 155ZM253 154V155H252ZM259 154V155H258ZM17 156L18 157V159H17V161H15L14 162V159L15 158H17V157H15V156ZM24 155V156H23ZM74 156V158L75 157H77V156ZM97 155H99V156H97ZM107 155H109V156H107ZM120 155V156H119ZM151 155V154H150ZM221 155H223L222 156V158H221ZM226 155V156H225ZM246 155V156H245ZM14 156V157H13ZM29 156H32L31 157V159H30V157ZM114 156H115V161H114ZM161 156V157H160ZM216 156V159L214 158L213 159V157H215ZM243 156V157H242ZM260 156V157H259ZM20 157V158H19ZM26 157H28L27 159H26ZM104 157H106V159L104 158ZM120 157V158H119ZM152 157V158H151ZM158 157H160V158H158ZM218 157V158H217ZM242 157V158H241ZM252 159H251V158ZM262 157V158H261ZM12 159V163H13V165H12V163L10 162L11 160L10 159ZM102 158L103 159H105L106 160V162H109L110 163V165H114V164H116L114 167L116 168V169H114L113 168V170L112 171H110L111 169H110V167L112 168V166H110L109 165V163L107 164L106 162H104L105 160H102ZM225 158V159H224ZM240 158L241 159H243L244 158V160H240ZM250 158V159H249ZM122 159V160H121ZM126 159H128V160H126ZM159 159H161V161H158ZM220 159H222V160H220ZM35 160V161H36ZM73 160V161H72ZM107 160H109V161H107ZM121 161V162H119V161ZM249 160L250 161H252L251 163L249 162ZM27 161V162H26ZM32 161V162H31ZM34 161V163H36ZM128 161V162H127ZM155 161V162H154ZM238 161V162H239ZM244 161V162H243ZM8 162H10V163H8ZM102 162H104V163H102ZM112 162V163H111ZM126 162V163H125ZM150 162H151V164H153L151 167H150ZM220 162H222V164L220 163ZM224 162V163H223ZM238 163L239 165H241V163ZM245 162H247L246 164H245ZM27 163V164H26ZM33 163V164H34ZM128 163H130V164H128ZM244 163V164H243ZM249 163V164H248ZM28 165V166H31L30 168L27 166V167H25V173H24V175H23V177H24V179H23V181H22V178H21V180H19L18 181V185H19V189L17 188V190H18V194L19 195H22L23 194V192L25 191V189H26V187L28 186V183H29V177H26V176H28V174H30V171L29 170H31L32 168H33V166L35 165ZM97 164H99L98 166H97ZM101 164L103 165H106L105 167H104V165L103 166H101ZM159 164H160V166H159ZM259 164V165H258ZM6 165H9V168L11 167V169H9L8 168V170L6 171ZM11 165V166H10ZM147 165H148V167L150 168H148L147 167ZM246 165V166H245ZM97 166V167H96ZM108 166V167H107ZM129 166H131V167H129ZM220 166V167H219ZM225 166V167H224ZM250 166V167H249ZM223 167H224V170L222 171L221 169H223ZM242 167H244V169L242 168ZM27 168H29V170H28V174H27ZM96 168V169H95ZM98 168V169H97ZM99 168H100V170L101 171H99ZM102 168V169H101ZM121 168V169H120ZM146 168H148V169H146ZM153 168V169H152ZM218 168H219V170H221V171H219L218 170ZM3 169H4V171H3ZM106 169V170H105ZM110 169V170H109ZM133 169H135V173H133ZM139 169V170H138ZM158 169H156V171H158ZM210 169L213 171V173L211 172L210 173ZM214 169V170H213ZM215 169H216V171H219V173L217 174L216 173V171H215ZM9 170H11V171H9ZM96 170L97 171H99V174H95L96 173ZM102 170L103 171H105L106 173H108L107 175H106V173L105 174H103L102 173ZM111 172V174L108 172ZM118 172H117V171ZM120 170V171H119ZM129 170V171H128ZM147 170V171H146ZM243 170H244V172H243ZM248 170V171H247ZM2 171V172H1ZM125 171V172H124ZM153 171V172H152ZM261 171V172H260ZM7 172H9V173H7ZM94 172V173H93ZM221 172V173H220ZM235 172V173H236ZM252 174H251V173ZM4 173H5V180H3L4 178ZM7 173V174H6ZM100 173L102 174V175H100ZM114 173H116L117 175H119V177L117 176L116 177V174L115 175H113ZM137 173V174H136ZM258 173V174H257ZM25 174H26V176H25ZM94 174V175H93ZM109 174H110V177H112V178H110L109 177ZM133 174V175H132ZM145 174V173H144ZM212 174H217L216 176L215 175H213V177L215 178L214 179V181H215V186L213 185V187H212V183L214 182L213 181V179H212ZM242 174V175H241ZM245 176H244V175ZM255 174V175H254ZM91 175V176H90ZM97 175V177H98V175H99V177L97 178V177H93V178H91L92 176H96ZM105 175V176H104ZM149 175H151L150 173H149ZM218 175H220V176H218ZM222 175V176H221ZM241 175V176H240ZM251 175V176H250ZM7 176V177H6ZM30 176V175H29ZM108 177L109 179H111V180H113V178H114V176L118 179L117 181L119 182V180H120V182L123 184H121L120 182V184L118 183V182H116L115 181V183H118L117 185L118 186H120V187H116V184H114L113 185V182H114V180L113 181H111V183H110V180L108 179V178H105V180H103L104 179V177ZM121 176V177H120ZM259 176V177H258ZM103 177V178H102ZM251 177H252V180H251ZM97 178V179H96ZM100 178V179H99ZM116 178H114L115 180H116ZM211 178V179H210ZM217 178H218V180H217ZM223 178V177H222ZM241 178L243 179L242 181H241ZM248 178L250 179V182H249V180H248ZM253 178H254V180H253ZM260 178V179H259ZM28 179V180H27ZM88 179V178H87ZM100 181H99V180ZM107 179L109 180V182L107 181ZM123 179V180H122ZM245 179H246V181H245ZM259 179V180H258ZM94 180H97V181H94ZM101 180H102V182H101ZM240 180V181H239ZM258 180V181H257ZM261 180V181H260ZM5 181V182H4ZM25 181V182H24ZM93 183L91 186H88V185H90V183L91 182ZM104 181H107V183L106 182H104ZM211 181V182H210ZM213 181V182H212ZM237 183H236V182ZM251 181H253V182H251ZM22 182V183H21ZM24 182V183H23ZM27 182V183H26ZM97 182V183H96ZM98 182H99V186H97V184H98ZM127 182V183H126ZM189 182V181H188ZM239 182H241V183H243V184H241V183H239ZM249 182V183H248ZM255 182V183H254ZM89 183V184H88ZM96 183V184H95ZM105 183V184H104ZM129 183V184H128ZM210 183V184H209ZM247 183V184H246ZM252 183V184H251ZM254 183V184H253ZM22 184V185H21ZM24 184V185H23ZM80 184V185H81ZM85 184V185H84ZM97 186V188L95 187V185ZM101 184V185H100ZM128 184V185H127ZM188 184V183H187ZM211 185V187L209 186V185ZM242 185V187H244L245 189L247 188L248 190H250V191H248V190H246V191H244L243 189H241V186L239 185V187L237 186V185ZM250 184V185H249ZM83 185L85 186V187H83ZM102 185H106V186H108V188L105 186V189H104V187H103V190H102ZM110 185H111V187H110ZM127 185V187H125ZM209 186V187H207V186ZM248 185H249V188H248ZM252 185V186H251ZM262 185V186H261ZM2 186V187H1ZM23 186H26V187H23ZM112 186L113 187H115V189L113 190L112 189V191H111V193H108L107 191H109L110 192V189L112 188ZM202 186H205V187H202ZM18 187V186H17ZM20 187H21V189H20ZM23 187V188H22ZM80 187V186H79ZM94 187L96 188V189H94ZM251 187V188H250ZM253 187V188H252ZM257 187V188H256ZM260 187V188H259ZM94 189V193L92 192L93 191V189ZM117 188V189H116ZM212 188V189H211ZM217 188H218V186H217ZM107 189V190H106ZM178 189V190H177ZM177 189H175V197L176 196H178L179 194H181V191H182V188H177ZM216 191V194L217 195H215V191ZM236 189V188H235ZM255 189V190H254ZM261 189V190H260ZM23 191L22 193H21V191ZM99 190V191H98ZM101 190H102V192H101ZM178 192H177V191ZM181 190V191H180ZM4 191V190H3ZM88 191V192H87ZM106 191V192H105ZM206 191V192H207ZM252 191V192H251ZM85 192H87V193H85ZM112 192H113V195H111L112 194ZM133 192V193H132ZM180 192V193H179ZM213 192H214V195H213ZM246 192V193H245ZM255 192V193H254ZM17 193H16V196L14 197L15 198V200L14 199H12L11 200V202H10V200H9V202L11 203H9L10 204V206L8 205L7 207H6V210L8 211H6V213H4L5 215H8V216H4L5 218H4V220H1V222H0V230H1V232H0V236H1V233H2V230L3 229H5L6 227L5 226H7V225H5L7 222L6 221H8V219L10 218L9 216L11 215V213H12V211L14 210V206L15 205H13V204H15L17 201H18V199L21 197V196H19V195H17ZM80 193H82V195L80 194ZM90 193V194H89ZM91 193H92V195L94 194L95 195V197H94V195L92 196L91 195ZM97 193V194H96ZM240 193V194H239ZM251 193H254L253 194V197L251 196ZM257 193V194H256ZM86 194V195H85ZM87 194L89 195V196H87ZM115 194V195H114ZM237 194H239L238 196H237ZM250 195V196H248V195ZM85 195V196H84ZM130 195V196H129ZM258 195H260V196H258ZM19 196V197H18ZM129 196V197H128ZM182 196V195H181ZM212 196V197H211ZM256 196H257V198H256ZM84 197H85V199L87 200V201H84ZM186 197H187V195H186ZM196 197H198V198H196ZM202 198V200H201V198ZM209 197V198H208ZM249 197V198H248ZM256 199H255V198ZM79 198V199H78ZM93 198V199H92ZM94 198H96V200L94 199ZM98 198V199H97ZM135 198V199H134ZM200 198V200L198 201V199ZM214 199V201L212 200V199ZM239 198V197H238ZM252 200H251V199ZM76 199H77V201H76ZM89 199H91L92 200V202H91V200H89ZM185 199H187V200H185ZM217 199V200H216ZM249 199V200H248ZM259 199H261V201L259 200ZM80 200V201H79ZM93 200H94V202H93ZM145 200V201H144ZM177 201V203H176V201ZM197 200V201H196ZM206 200V199H205ZM248 200V201H247ZM13 201V202H12ZM96 201V202H95ZM128 201V202H127ZM143 201V202H142ZM175 202L176 203V207H173L174 205H175V203H174V205L171 203V202ZM182 201H184V202H182ZM193 201V202H192ZM211 203H210V202ZM217 201V202H216ZM245 201H247V202H245ZM253 201V202H252ZM259 201V202H258ZM83 202V203H82ZM147 202H148V204H147ZM188 202H189V204H188ZM201 203V204H199V203ZM247 204H245V203ZM252 202V204H250L249 205V203H251ZM87 203V204H86ZM88 203H90V204H88ZM93 203H95V204H93ZM123 203H124V206H123ZM194 203V204H193ZM197 203L199 204V205H197ZM257 203V204H256ZM262 205H261V204ZM81 204H82V206H81ZM83 204H85V205H83ZM126 204V205H125ZM193 204V205H192ZM204 204H205V202H204ZM207 204V203H206ZM213 205V204H215V205H213L214 207L216 206V204H218L217 205V208L215 209V208H213V206H211L210 207V205ZM245 204V205H244ZM88 205H90V206H88ZM173 205V206H172ZM178 205V206H177ZM185 205H187V206H193L192 208L190 207H188L187 208V206H185ZM252 205V206H251ZM257 205H260L259 207L257 206ZM13 206V207H12ZM86 206V207H85ZM149 206V207H148ZM185 206V207H184ZM203 206V205H202ZM244 206H246V207H244ZM248 206V207H247ZM11 207V209H9V208ZM89 207V208H88ZM130 207V208H129ZM136 207V208H135ZM171 207H172V209H171ZM245 208V209H242V208ZM250 207V208H249ZM257 207V208H256ZM8 208V209H7ZM85 210H84V209ZM135 208V209H134ZM146 208H149V210H148V212H147V210H146ZM179 208H180V210H179ZM188 209V210H186V209ZM194 208V209H193ZM204 208V207H203ZM207 208V209H208ZM13 209V210H12ZM94 209V210H93ZM184 209V210H183ZM191 209V210H190ZM241 209V210H240ZM247 209H249L250 211H248ZM83 210H84V213H83ZM124 210V211H123ZM145 210V211H144ZM186 210V211H185ZM199 210V211H198ZM201 210H203V212L201 211ZM213 210H216V212L214 213V211ZM123 211V212H122ZM178 211V212H177ZM247 211V212H246ZM11 212V213H10ZM124 212H125V214H126V216L124 215ZM139 212V213H138ZM186 212V213H185ZM189 212V213H188ZM196 212V213H195ZM199 212V214H197ZM235 212H236V210H235ZM239 212H241L240 214H239ZM244 212V214H242ZM247 214H246V213ZM253 212V213H252ZM132 213V214H131ZM145 213V214H144ZM147 213H149L148 214V216H144V215H146ZM172 213H174V214H172ZM213 213H214V216H213ZM256 213V214H255ZM10 214V215H9ZM77 214V215H78ZM130 214V215H129ZM186 215V217H185V215ZM202 214V215H201ZM211 214H212V216H213V219L211 218L210 219V217H211ZM215 214H216V220H215ZM218 214H220V212L218 213ZM239 214V215H238ZM241 214L242 215H244L243 217L241 216ZM85 215H86V213H85ZM119 215V217H121L120 219H123V216H120ZM140 215H142L143 217L141 218V217H139ZM150 215V216H149ZM171 215H173V216H171ZM248 215H250L249 217H248V219H247V216ZM131 216H133V217H131ZM137 216V217H136ZM183 216H184V218L185 219H183ZM197 216H199V217H197ZM237 216L239 217L238 219H237ZM251 216H253V217H251ZM8 217V218H7ZM81 217V216H80ZM79 217V218H80ZM135 217V218H134ZM140 218V220L138 221V219ZM148 217H150V218H148ZM206 217H208V218H206ZM244 217H246V218H244ZM83 218V217H82ZM130 218H132L133 220H131ZM137 218V219H136ZM149 220H148V219ZM240 218H242L241 220H240ZM250 218V219H249ZM7 219V220H6ZM130 219V221H128ZM197 219V220H196ZM205 219V220H204ZM218 219H220L219 220V222H221V223H218ZM142 220H144V221H146V222H144V224L146 223L147 224V226H146V229H145V226H143V222L142 223H140V221H142ZM194 220V221H193ZM238 220V221H237ZM247 220V221H246ZM132 221V222H131ZM137 221H138V223H137ZM177 221H178V223H177ZM201 221V222H200ZM204 221H205V223H204ZM212 221H214V222H212ZM246 221V222H245ZM129 222H131V223H129ZM134 222V223H133ZM136 222V223H135ZM180 222V223H179ZM215 222H216V224H215ZM244 224H243V223ZM5 223V224H4ZM168 223V224H167ZM177 223V224H176ZM212 223V224H211ZM218 223V224H217ZM236 223V224H235ZM237 223H238V225H237ZM250 223V224H249ZM262 223H263V225H262ZM128 224H129V226H128ZM135 224V226H131V225H134ZM136 224L137 225H139V226H136ZM145 224V225H146ZM178 224H180V225H178ZM194 224V225H193ZM215 225V227L217 226V228H215L214 227V230H213V226H212V229L210 228L211 226L210 225ZM240 224H241V226H242V229L240 228ZM191 225H192V227H191ZM200 225V226H199ZM235 225V226H234ZM251 225H253V226H251ZM150 226V227H149ZM188 226V227H187ZM209 226V227H208ZM238 226V227H237ZM244 226V227H243ZM251 226V227H250ZM129 227V228H128ZM130 227H132L131 229H134V231L133 230H131L130 229ZM138 227H140L139 229H137ZM141 227H143L142 228V230H141ZM153 227V228H152ZM183 227V228H182ZM197 227H199L198 229H196ZM204 227H206V228H204ZM246 227L247 228H249V229H246ZM252 227H253V229H252ZM256 227V228H255ZM173 228H174V230H173ZM201 228H202V231H200L201 230ZM208 228H210V230H213V231H211V233L209 234V232H207V230H208ZM223 229V230H220V229ZM239 228V229H238ZM129 229V230H128ZM137 229V230H136ZM144 229V230H143ZM149 229H150V231H149ZM200 229V230H199ZM215 229H217L216 231H215ZM237 229V230H236ZM128 230V231H127ZM132 231V234L129 232V231ZM146 230V231H145ZM172 230V231H171ZM186 230V231H185ZM194 230V231H193ZM225 230V231H224ZM251 230V231H250ZM143 231V232H142ZM148 231L149 232H151V233H148ZM198 231H200V234H198ZM205 231V232H204ZM222 231V232H221ZM223 231H224V234H223ZM254 231V232H253ZM109 232H111V229L110 230H108V234H109ZM126 232H127V234H126ZM136 232V233H135ZM137 232H138V234H137ZM144 232H145V234H144ZM147 232V233H146ZM169 232H170V234H169ZM185 232V233H184ZM197 232V233H196ZM201 232H203V233H201ZM215 232H217V233H215ZM252 232V233H251ZM129 233V234H128ZM133 233H135V234H133ZM142 233V234H141ZM192 233V234H191ZM238 233H240V234H238ZM249 233V235L250 236H248L247 234ZM147 234H149L148 236H147ZM152 234V235H151ZM194 234H195V236H194ZM196 234H198L197 236H196ZM226 234V235H225ZM227 234H229V236L227 235ZM123 235V236H122ZM125 235H127V236H125ZM135 235H136V237H135ZM137 235H139L138 237H137ZM144 235V236H143ZM163 235V236H162ZM220 235H222V236H220ZM241 235V236H240ZM244 237H243V236ZM128 236H129V238H128ZM142 236V237H141ZM146 236L148 237V238H146ZM151 236V237H150ZM153 236V237H152ZM195 238H194V237ZM238 236H240V237H238ZM247 236V237H246ZM125 239H124V238ZM132 237V238H131ZM144 237V238H143ZM165 237V238H164ZM191 237V238H190ZM221 237H222V241H221ZM226 237V238H225ZM246 237V238H245ZM121 239V240H119V239ZM142 240V241H140V239ZM145 238H146V240H145ZM150 238V239H149ZM190 238V239H189ZM195 239V242H194V239ZM244 238V239H243ZM117 239H118V241H117ZM128 239V240H127ZM138 240L140 241V242H138ZM144 240H145V243H144ZM218 240V241H217ZM240 240V241H239ZM252 240V241H251ZM121 241H122V243H121ZM148 241V242H147ZM239 241V242H238ZM142 242V243H141ZM146 242H147V244H146ZM168 242V243H167ZM190 242H192V243H190ZM261 242V243H260ZM116 243V244H117ZM130 243V242H129ZM163 243H165V244H163ZM235 243V244H234ZM140 244H138V245H140ZM147 246H146V245ZM192 244V245H191ZM217 244V245H216ZM258 244V245H257ZM125 245V246H126ZM140 245V246H141ZM167 245V246H166ZM216 245V246H215ZM143 246H141V248L143 247ZM215 246V247H214ZM259 246V247H258ZM214 247V248H213ZM123 248H120V251H119V253L120 252H122L123 251ZM126 248L127 247H125V249H124V251L126 250ZM144 248H142L143 250H144ZM257 248V249H256ZM256 249V250H255ZM149 250V251H148ZM123 251V252H124ZM235 251V252H234ZM247 251H249V252H247ZM122 252V253H123ZM215 252V253H214ZM234 253V254H233ZM222 254V255H221ZM117 256H118V253L116 254ZM116 255H114V256H116ZM235 255V256H234ZM100 256H103V258L106 260V258L107 257H105L104 255H99V257L97 256L96 258L98 259L99 258V260H101L99 263L100 264H104L105 263V260L101 257L100 258ZM113 256V257H114ZM116 256V259H118L119 260V258ZM213 256H215V257H213ZM234 256V257H233ZM113 257H108L109 258V260H106V261H108V262H106L105 264H114L115 263V258H113ZM217 257V258H216ZM244 257V258H243ZM107 258V259H108ZM214 258V259H213ZM233 258V259H232ZM243 258V259H242ZM96 259V261H98ZM104 261H103V260ZM110 259L112 260V261H110ZM115 259V260H114ZM255 259V260H254ZM263 259V260H262ZM153 260V261H152ZM184 260V261H183ZM249 260V261H248ZM94 261H95V259H94ZM93 261V262H94ZM96 261H95V263H88V264H99V263H96ZM102 261L104 262V263H102ZM189 263H188V262ZM212 261H211V264H212ZM242 261V262H241ZM247 261V262H246ZM253 261V262H252ZM92 262V261H91ZM111 262V263H110ZM113 262V263H112ZM249 262V263H248ZM115 264H117V260H116V263Z\"/></svg>","mask_w":264,"mask_h":264}]
</instances>
